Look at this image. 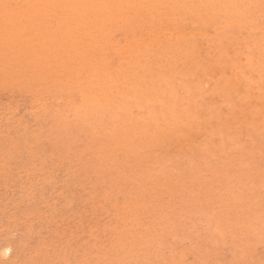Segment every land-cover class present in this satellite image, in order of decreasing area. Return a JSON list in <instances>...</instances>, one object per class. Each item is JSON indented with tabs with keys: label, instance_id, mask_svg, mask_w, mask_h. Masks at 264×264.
Instances as JSON below:
<instances>
[{
	"label": "rangeland",
	"instance_id": "rangeland-1",
	"mask_svg": "<svg viewBox=\"0 0 264 264\" xmlns=\"http://www.w3.org/2000/svg\"><path fill=\"white\" fill-rule=\"evenodd\" d=\"M7 1L8 0L0 1V12L2 13V10H3V12L9 11L10 16L13 18L12 19L10 16L8 17L7 15H9V14H7V12H6L7 15H5V12L2 13L3 16L0 13V16L2 18L4 16H5L4 18H6L5 20L4 19L1 20V17H0V26L3 25L0 28H1V30L2 29L4 30V31L0 30V32H2L0 35V45H3V46H0L1 47L0 48V58L4 54L2 59H0V62L3 63L0 65V77L2 78V79L0 78V117H1L0 118V133H1L0 134V145H1L0 146V152H1L0 153V156H1L0 157V171H1L0 172V183H1L0 192L2 193L4 191L3 192L4 194L2 193L3 196L0 193V199H1L0 200V210H1L0 211V217H1L0 218V223H1L0 230L2 229L0 231L1 232L0 237H2V238H0V249H1L0 252L2 250L4 251V252L0 253V264H22V263L23 264H68L69 262H70L69 264H77V263L81 264V262H82V264L83 263H85V264H96V263L97 264H115V263L116 264H138V263L139 264H175V263L176 264H236V263L237 264H264V0H257V2H256V0H250L251 2L249 0H246V1H244V0H239V1L230 0L232 2L231 3H230V1L227 2L228 5L225 2L226 0H222V4H218L221 2V0H214V1L210 0L209 3H208V0H201L200 1L201 3L197 0V3L199 2L200 5H202L203 3L205 4V5H202V7L200 5L198 6L197 3H195V0H191L192 2L191 1L187 2V0H185V1L178 0L179 2H177V4H176V2L175 3L173 2L174 0H171L170 3H168L167 0H163V1L160 0V2L162 1L163 4L159 3V0H152V1H155V3L152 1L150 2V0H149V2L152 4L147 3L148 0L147 1L139 0L138 3H136V0H128V5H131L130 8L136 6L139 8V10H141V11L138 10V12H139L138 14L140 16L138 14H136V12L134 11L133 8H132L133 10L129 11L130 9H129V6L127 5V3H125L126 4V6H125L124 4H122L124 1H121V0H119V1L108 0L109 3L107 2V0H106V2H104L105 0L104 1L102 0L103 2L102 1L101 2L105 6H106V4H108L106 6V8L104 5H101L100 0H98L100 3L99 2L95 3L96 2L95 0H93L92 2H91V0H88L89 2H91L90 6L88 5L89 2L87 0H86V2H84V0H81V1L78 0L81 2V4L79 3L80 5L77 3L78 2L77 0L76 1H74V0H48V1H50V2H48L49 4L47 3V0H46L47 5L44 4L45 0L44 1L41 0L42 3L40 0H38V1L35 0V3H36V1L38 2L36 4L34 3V0H32L34 4L32 3L31 0H22V2L24 4L20 0H18V2L16 0V3H13L14 0H12V2H11V0H9L10 1L9 4H7L9 2V1L8 2ZM51 1H53V2H51ZM67 1H69V2L72 1V4L76 5V6L73 7V5H69L70 3ZM115 1H117V3ZM132 1H134L136 4ZM164 1H166V2H164ZM211 1H213L212 3L213 4L215 3V4L214 5L211 4L210 3ZM247 1H249V2H247ZM252 1H253V4L251 6L247 5V3L248 4L252 3ZM19 2H20V4L18 5L17 3H19ZM111 2H115V4H113V7L115 6V8L112 7ZM125 2H127V0H125ZM131 2H132V4H131ZM140 2H141V4H140ZM185 2H186V4H185ZM30 3L32 5H30ZM84 3H85V5L83 6ZM93 3H95V4H93ZM171 3L173 5H171ZM223 3H224V5H223ZM239 3L240 4L242 3V4L240 5ZM1 4L6 5V6L8 5L9 7L8 6L4 7L3 5L1 6ZM21 4H23V5H21ZM50 4L52 6L51 7L52 10L49 7ZM133 4H135V5L133 6ZM139 4L140 5L148 4V5H143V7L144 6H145L144 8L147 7L146 9L151 8L150 10H148L150 12L147 13L145 11L147 13V14H145L144 10H146V9H143V7H139L138 6ZM182 4H183V7L181 6ZM189 4L197 5L198 7H201V10L198 9L197 6L195 7L194 5H191L192 8L197 9V10L193 9V11H192V8L190 6H187ZM237 4H239L238 7H237ZM29 5L32 6V8L34 6V9H35V10L32 9L33 11L30 10L31 11L30 13H29V11L26 12V10L31 9V7ZM36 5L39 6V7H37L38 9L36 8ZM40 5H41L42 9H40ZM81 5L83 8L78 7ZM98 5L103 6L104 10H102L103 8L101 6H100L101 11H100V8H96ZM110 5H111V7H110ZM118 5H119V7H118ZM165 5H167V7ZM170 5L172 6L171 10H169ZM175 5L177 7L184 8L183 13L189 8H191V11L189 12L190 9L188 11H186L185 13H188V15L184 14V16L186 15L187 17L183 18L182 17L183 13L177 12V11L181 10L180 8H179V10H177L178 9L177 8L176 11H175V8H174V10H172L173 6L175 7ZM216 5H218V6H216ZM246 5L249 6L248 9L251 10L250 14H252V15H250L249 11L246 10L247 9ZM25 6L27 8H25ZM44 6H45V9H44ZM54 6H57V8L56 7L55 8L59 9V10L58 11L56 9L54 10V8H53ZM64 6H66V7H64ZM86 6H89V7H86ZM92 6L93 7L95 6L94 9H90V8H93ZM151 6L153 8L158 7L159 10L158 9L155 10V8L153 10V8ZM204 6L207 9L206 8L203 9ZM209 6H211V7L209 8ZM213 6H215V8ZM85 7H86L85 11H87L86 14L84 11ZM116 7L119 8V11H121V9H122V11L120 12L121 14H119V11H117L118 9ZM187 7H189V8H187ZM251 7H253L252 9H254L253 11H252ZM6 8H7V10H6ZM65 8H67V10H65ZM87 8H89V9L87 10ZM95 8H96V10H95ZM138 8H136L135 10H137ZM167 8H169V9H167ZM208 8H209V10H208ZM213 8H214V11L212 10ZM105 9L108 10V11H106V13L108 12L107 14L105 13ZM160 9H161V11H160ZM166 9H167V11H163ZM210 9H211L210 13H213V14H211V16L214 17L213 22H211L212 20L210 21V19H209V18H212L210 16V14H208ZM39 10H41L42 13ZM75 10L77 11V13ZM90 10H91V12L97 11L96 13H98V14L100 12H102V13L100 15H98L96 18L97 14L95 15V13L92 14L91 12H88ZM98 10H99V12H98ZM13 11L16 12L19 16H21V18L17 15L14 16V14H16V13H13ZM19 11L22 13H20ZM34 11H36V12L38 11V13H36ZM64 11H66L67 14ZM72 11L73 12L75 11L74 15L71 14ZM81 11H83V12H81ZM116 11H117V13H115ZM125 11H126V13H124ZM154 11L157 15L158 14L160 15V16H158L159 18L163 19L162 22L160 19L158 20V18L155 17L157 15H152L154 13ZM173 11H174V14L178 13L179 16H181L180 19H176L177 15H178L177 14L174 16L175 20H173V18H174L172 15L173 13L170 14ZM200 11L203 12V14ZM43 12H44V15H43ZM57 12H59V13H57ZM113 12H114V15H113ZM129 12H130V14H129ZM167 12L171 15V16L166 15V16H169V18L171 17L170 19L169 18L165 19L166 17L164 16L165 17L164 18L162 15L164 13L168 14ZM181 12H182V10H181ZM197 12L200 14V16L196 15ZM257 12H258V16H257ZM103 13H105V14H103ZM122 13L124 15H122ZM142 13H143V15H145L144 17L142 15ZM149 13H150V16L148 15ZM189 13H191V14H189ZM31 14L32 15L34 14L35 16H37L36 17L37 19L36 18L31 19L32 18ZM39 14L43 15L42 18L39 16ZM62 14H64V15H62ZM84 14H85V17H84ZM135 14L141 18L136 17ZM29 15H30V17H29ZM34 15H33V17H35ZM60 15H61V17H60ZM68 15H70V17ZM105 15L106 16L108 15L106 17V19L103 18V17H105ZM127 15L128 16L131 15L130 17H127L129 19H127L125 17ZM146 15H147V18H146ZM201 15L202 16L204 15V17H202ZM16 16L18 19L16 18ZM45 16H46V18H44ZM56 16L57 17L59 16V17L57 18ZM88 16L91 17V20H89V21L92 24H90V25L91 26L93 25L92 27L93 28L95 27L96 29L99 27V29H97V30L94 28L96 30L97 34L94 33L95 31L90 25L89 26L87 25V26L91 27L92 29L84 26V24L86 25L85 20H88V18H90ZM93 16H95V17L93 18ZM99 16H101L102 19H105V20L110 21V22H107V21L101 22L102 20L100 19ZM113 16H115L116 18L114 17L115 18L114 19ZM193 16H195V17H193ZM25 17H26V20H25L26 23L25 22L23 23L22 21H24L23 19ZM63 17H65V18H63ZM77 17H78V20H77ZM134 17H136V18H134ZM206 17L208 20L206 19ZM247 17H250V18L247 19ZM14 18H16V19L14 20ZM62 18H63V20H62ZM111 18H113V19H111ZM149 18H153V19H149ZM28 19H29V22L31 20L35 21L34 23H33V21H31L30 23H32V24L29 23L30 25H33V27H31L30 25L29 26L27 25ZM67 19H68V21H67ZM70 19L72 20V22L70 21ZM92 19H94L95 21H97V19H98V21H100V24L98 21L95 22ZM117 19H118V21H116ZM156 19H157V21H156ZM183 19L188 20V21L186 23L184 21V23H183ZM200 19H205V20H204V22H202L203 20L201 21ZM52 20H54V21H52ZM124 20H126V21H124ZM136 20H137V22H136ZM6 21L7 22L9 21V23H10L9 25L13 24L16 21L15 23H17L19 26L16 24L15 27H17V29L21 30V32H19L20 30H18V32L21 35H19V34H18L19 36L16 35L17 30L15 31V27H13V25L15 23L13 25H11V27H10ZM39 21L43 22L42 23L43 28L40 27L41 23ZM57 21L58 22L60 21L58 23V25L61 23L60 25L62 26V28H60V25L58 27V25L56 24ZM66 21H67V23H63ZM79 21H81V23L85 22L82 24L83 26H81V23ZM89 21H87V23H89ZM93 21L95 22V24L97 26H98V24L101 26H98V27L94 26ZM113 21H116L118 23V25H116V22L114 23ZM120 21H122V22H120ZM128 21H131V22H128ZM149 21L151 22V24H149L150 23ZM154 21L156 23H160V22L163 23L160 25L161 28H159L158 27L159 24H156ZM174 21L177 23V24H174L175 26H173V23H175ZM191 21H193V22H191ZM4 22L7 24L5 25ZM20 22H21V25L19 24ZM49 22H50V24H49ZM52 22H54L55 24H53ZM70 22H71V24H70ZM104 22H105V24L107 23V25L105 27V28H107L106 31H104L105 28L103 27V26H105V24H102ZM168 22H169V24H168ZM170 22H173V23L171 24ZM219 22L222 23V25ZM2 23H4V24H2ZM35 23H37V25ZM46 23L49 26L48 25L45 26L44 24H46ZM74 23H76V24H74ZM154 23L156 25H154ZM212 23H214V24H212ZM215 23H217V24H215ZM64 24H65V27H64ZM218 24H219V26H218ZM66 25L69 28H67ZM77 25L78 26L80 25V26L77 27ZM146 25H149V26H146ZM213 25H216V26L213 27ZM20 26H22V28H18ZM72 26H73L74 30H73V28L71 29ZM118 26H120L122 29L121 28L116 29V28H118ZM150 26H151V28H150ZM2 27H5V28H2ZM23 27H24V29H23ZM25 27H27V28H25ZM39 27L41 28L40 30H39ZM50 27H51V31L54 34L49 30ZM54 27L57 30L60 28V31H62V29H63V31H65V32L63 33V31H62V33H63L62 34L60 31H56L55 29L53 31ZM108 27L111 29L109 30ZM6 28H8L9 30L13 29V31L10 32V34H9V30H7L8 31V34H7L6 33L7 31L5 30ZM75 28H77V29H75ZM80 28H82V29H80ZM86 28L88 30H86ZM162 28L165 30H163ZM217 28H219V29H217ZM34 29H35V31H33ZM36 29L41 33V35L43 33L45 34V35L43 34V37L47 41L52 40L56 43V44L53 43L54 47H55V49L54 48L53 49L56 52L49 48V47H51V48L53 47V45L51 44L52 42H46V40L44 41V38L41 35H39L40 33L39 34L37 33L38 31ZM45 29H48V30L45 31ZM89 29L92 31H89ZM144 29H146V30H144ZM148 29H149V31L153 29V32L152 31H150L149 33L146 32V31H148ZM25 30H26V33H25L26 36L28 33L27 31H30L31 35L28 33L29 37L28 36L26 37L23 34L25 32ZM41 30H43V32H41ZM99 30L100 31L103 30V31L100 32ZM116 30H117V32H116ZM120 30H122L123 32ZM156 30L157 31L163 30L164 32H162L160 34L161 31L156 32ZM166 30L169 33L165 32ZM55 31H56V33H55ZM68 31H70L69 32L70 36L74 31H77L74 34H76V33L78 34V32L80 31L79 33L81 35L78 34L79 36H82L83 32H84L83 33L84 36L88 35L87 34V32H88L90 34V36L88 35V38H93V39H91L90 42L89 41L86 42L88 38L85 37L86 38L85 39L82 36L79 39V36L73 35V34L71 36L72 37V39H71V38H69L70 36L68 34ZM119 31L122 33H120ZM154 31L156 34L154 33ZM217 31H219L220 33ZM4 32L6 34V35L4 34L5 37L10 40L9 43H8L9 40L5 39V37L3 35ZM49 32H51L52 34ZM58 32L61 33V35L65 36V37L60 36V34ZM90 32L92 33V35L94 33L98 38L95 35H93L91 37ZM144 32H146L147 34H145ZM175 32H177V33H175ZM188 32H190V33H188ZM11 33H13L14 35ZM99 33H101V34L103 33L102 34V35H104L103 38H102V35ZM139 33L142 35H140ZM150 33H154L155 35L154 34L151 35ZM157 33H159L160 35ZM49 34L51 35V37L56 39V41L53 38L48 40V38H50ZM55 34H56V36H54ZM115 34H117V35H115ZM148 34L150 36H148ZM15 35H16V37H15L16 39L13 38ZM23 35H24V37H23ZM57 35L59 36L58 39H57ZM99 35H101V36H99ZM125 35L128 36L129 38L125 37ZM137 35H138V37H137ZM156 35L159 37L158 40H157ZM167 35H168V37H166ZM169 35H171V36H169ZM179 35H181V36H179ZM252 35H253V37H252ZM1 36L3 37V39L1 38ZM10 36H12L13 40ZM30 36H32V37H30ZM67 36H69V37H67ZM76 36L78 37L77 39H79V40L74 39V37H76ZM144 36H147V37H144ZM151 36H155V41H154L153 37L151 38ZM161 36H162V38H161ZM19 37H20V39H19ZM35 37H36V43L37 44H34L33 42H35V41H32V39L35 40ZM37 37H39L38 38L39 40L43 39L42 41H44V42L39 43L38 42L39 40L37 39ZM133 37L136 40L133 39ZM169 37H170L171 41L165 42L164 38H169ZM221 37L223 39H221ZM59 38H60V40H59ZM65 38H68V39H66L64 41ZM145 38H147L148 42L146 41ZM149 38H150V40L152 39L153 43L150 40H148ZM236 38H237V40H236ZM61 39L63 40V45H59V47L61 48L60 49V48H58L57 45L61 41ZM84 39H85V41H84ZM115 39H117V40L114 41ZM123 39H125V40L123 41ZM6 40H8V41H6ZM22 40H24V41H22ZM67 40H70L71 42H69ZM80 40H82L83 42L81 41V43H80L79 42ZM92 40H94V41H92ZM105 40H106V42H105ZM126 40L130 44L127 43ZM134 40H135V42H134ZM144 40L146 41L145 43H144ZM219 40H222V41H219ZM1 41H3V43ZM13 42H15L17 45L19 44V46L22 45V47L15 46L16 44L14 43L13 45L15 47L13 46L14 48L12 50L11 49L12 46H10V45H12ZM45 42L47 44V47H46ZM72 42H74V43H72ZM76 42H78V43H76ZM95 42H97V43H95ZM110 42H111V44H108ZM48 43H50V45ZM83 43H86V44H84V47L88 43H91V45L88 44L85 47L86 49L83 47L85 49V51H83V50L80 51V48H82L81 46H83ZM125 43L127 45L128 44L129 45L127 46V45H125ZM142 43H143V45H142ZM147 43L148 44L152 43L153 45L155 43L156 46L154 45L155 48L152 47V50H150L151 49L150 46L152 44L149 46ZM8 44H10V45H8ZM60 44H62V43L60 42ZM6 45L8 47H6ZM29 45L30 46L32 45V46L30 47ZM35 45H36V47H35ZM55 45L57 46V50H56ZM72 45H74V46H72ZM92 45H94V46H92ZM118 45H119V48H117ZM141 45H142V47H141ZM62 46L65 47L64 50L62 49L63 48ZM66 46H67V48H66ZM77 46L80 48L78 49ZM97 46H98V48H97ZM218 46H220V48ZM34 47H35L36 52L34 50H32V49H34ZM69 47H74V49L69 48ZM92 47H95V48H92ZM122 47H123L122 51L125 53H123V52L121 53L120 48H122ZM8 48H10V49H8ZM44 48H47V49H44ZM68 48H69V50H67V52H65L66 49H68ZM76 48H77V50H76ZM96 48H97V50H95ZM144 48H145V50H143ZM191 48H193V49H191ZM218 48H219V50H217ZM241 48H243V49H241ZM3 49H5V50L3 51ZM14 49H16V50L14 51ZM17 49H19V50L17 51ZM24 49L27 51L30 50L28 52L30 54H33V55L30 56V54H29L27 56V52H26V54H24V52H25ZM43 49L49 51V53H48V51H45L48 55L50 54L49 56H51L54 52L57 54L59 53L57 55L59 57V59H57L58 57L56 55L53 56L55 58H53L52 56L47 58L48 56L46 53H44ZM130 49H132V50H130ZM146 49L148 52L146 51ZM155 49L158 51L159 54L156 52ZM190 49L192 52L190 51ZM214 49H216V51H214ZM10 50H12L14 52V54H17V55H14ZM38 50L39 51L41 50L42 52L41 51L39 52ZM50 50H52V52H50ZM102 50H103V52H102ZM139 50H140V52H142L141 54H140ZM244 50H245V52H244ZM19 51H20V53H19ZM37 51H38V53H37ZM73 51H75V53ZM87 51L89 52L88 54H90L88 56L86 55ZM91 51L93 53L94 52L95 53L98 52V53H96V54L94 53L95 54V56H94L93 53H90ZM104 51L107 53H105ZM163 51L166 54V56H164ZM197 51H198V53H197ZM4 52H8V53L5 54ZM68 52H70V53H68ZM100 52L103 54L99 55ZM126 52H127V54H126ZM146 52L150 53V54H148L146 56ZM154 52H155V54H154ZM1 53H3V54H1ZM21 53L23 55H25V57H23V55ZM66 53L68 55L70 54L69 55L70 58L73 57L74 54H76L77 57H79V58L74 56L77 59L76 61H75L74 57H73L74 59L73 58L70 59L68 56L60 58L63 55H67ZM104 53H105V56H101V55H104ZM137 53L142 55V57L139 56V54H137ZM151 53L153 55H151ZM19 54L21 56H18ZM60 54H62V55H60ZM97 54H98V56H96ZM125 54L131 55L133 60L131 59V57L129 55H128L129 59L126 58ZM184 54H186V55H184ZM42 55H43V57H41ZM78 55H80V56H78ZM84 55H86L85 59H84V57H85ZM114 55H119V58H118V56H114ZM9 56L12 58L14 57L13 58L14 60L12 58H10ZM15 56H16V58H15ZM26 56H27V59H25ZM33 56H34V58H32ZM122 56H123V58H121ZM138 56L141 58L140 60H138L139 59ZM158 56H160L161 58H158ZM162 56H164V57H162ZM37 57H38V60H37ZM67 57L69 58V60ZM100 57L101 58L103 57V58L101 59ZM124 57L127 60L124 59ZM133 57L134 58L138 57V59H134ZM145 57H147L145 60L146 62L148 61L147 64L144 61ZM150 57L152 58V60ZM168 57H169V59H168ZM4 58H5V60H4ZM30 58L34 59V62L32 61V59L29 60ZM42 58L44 60H49V61L45 62L44 60H42ZM64 58H65V60H64ZM81 58H83V59H81ZM92 58L94 59L93 61L90 60ZM18 59H21V60L18 62ZM39 59L41 61L42 66L40 65V63H36L39 61ZM52 59H54L53 61H56V63L57 62L60 63V59H63V61L61 63L62 67L64 66L62 72L58 71V70L62 69V67L60 66L61 64L58 66V64L55 63V65H57V67L55 66V69H52V68H54L53 67L54 62H52ZM79 59L81 61H79ZM98 59H99V61H98ZM130 59L133 61V63H131L132 61H130ZM10 60H12L13 62ZM27 60H28V62H27ZM35 60H37V61H35ZM67 60H68V62H67ZM82 60H84V61H82ZM119 60H120V62L122 61L121 64L117 63V62H119ZM141 60H143V61H141ZM69 61L71 62V64L73 63V66H75L76 63H78L75 66L76 68L73 67ZM96 61L98 62V64ZM102 61L105 63H102ZM128 61H129V64L127 63ZM136 61H137V64L135 63ZM139 61H141L142 63ZM149 61H150V64H149ZM206 61H208V62H206ZM14 62L15 63L18 62L19 65H18V63L14 64ZM26 62L30 65L33 64L32 66H35L34 63H36V65L39 64V67L38 66L31 67ZM48 62L52 63L53 65L52 66H51V64L47 65L46 63H48ZM65 62L67 64H65ZM81 62L82 63L86 62L85 63L86 67H85V64H82ZM241 62H243V63H241ZM254 62H256L257 64ZM8 63L10 64V66ZM22 63H24V64L22 65ZM42 63H44V64H42ZM92 63L94 64V67L92 65H90L92 67L91 68L88 65L92 64ZM99 63H101V64L99 65ZM140 63L142 64L141 65L142 68L140 67ZM143 63H145V64H143ZM7 64H8V67H7ZM63 64H65V65H63ZM103 64H105L107 66V69H106L105 65L103 67H101ZM107 64H109V65H107ZM133 64H135V65H133ZM3 65H4V68H3ZM5 65H6V67H5ZM12 65H13V67L11 68ZM67 65L69 67H67ZM95 65H97V66H95ZM143 65H145V66H143ZM18 66H21V67L23 66V68H21V67L18 68ZM70 66L73 67L74 69L70 68ZM77 66L81 67V69L83 68V70L79 69V71L76 72ZM122 66L125 67L124 70L122 69L123 68ZM129 66L130 67L132 66L131 69H134V70L137 69V66H138V68L139 67L140 68L137 69L138 71L137 70L134 71L131 69L130 70L127 69V68H129ZM149 66H150V68L152 66L153 67L150 69ZM26 67H29V69L28 68L26 69ZM44 67H46L47 71L45 70ZM66 67L69 68V70L71 69V71H70L71 73L72 72L74 73V70H75V73L74 74L69 73V70H67ZM96 67L97 68L99 67L100 69L99 68L97 69ZM116 67H118L117 69H119V68L122 69L125 72L126 76L130 73V75H128V77L130 79L133 77L135 80L132 79L130 81V84H129V81H125V80H129V78L124 77L125 74L123 73L122 70H120V72L122 71V73L124 75L122 73L118 72L119 70H116ZM1 68H3V69L1 70ZM20 68H21V72H19ZM30 68H31V70H30ZM32 68H35L36 71ZM56 68H58V70H56ZM102 68H103V70L105 69V71H103ZM9 69L12 72V74L10 71L5 74L4 71H8ZM23 69H24V71H22ZM38 69H39V71H37ZM42 69H44V72H41ZM49 69L52 72H50ZM65 69L67 70L66 72H68L69 76L66 75V72H63V71H65ZM112 69H114L113 72H112ZM100 70L102 72H99ZM34 71L39 72V73H35ZM54 71H55V73H54ZM132 71L137 73V74L134 73L135 77H134V74H132ZM3 72H4V75H2ZM49 72H50V74L53 73V76L50 75ZM105 72H107V73H105ZM151 72H153V73H151ZM219 72H220V74H219ZM19 73H20V76H19ZM22 73L23 74L27 73V74L23 75ZM29 73H30V75H29ZM56 73L60 74V75L62 73H64V74H62L63 76L62 75L61 76L62 77H64V75L67 76L64 78V79H66V80H64L65 82L63 81L61 76L60 75L58 76ZM87 73H89V74H87ZM93 73H94V75H93ZM116 73H118V74H116ZM34 74L35 75L38 74V75H36L37 78L40 76L38 79V82H40L39 84L37 82V79H35L33 77V76H35ZM54 74H56V75H54ZM96 74H97V76H96ZM138 74H139V76H138ZM150 74H152V75H150ZM88 75L90 77H88ZM246 75H247V77H246ZM9 76H10V79H9ZM18 76L19 77L22 76V78H19ZM26 76H27V78H28V76H30L31 78L29 77L30 79L28 78L29 80H27ZM43 76H45V79H48V78L49 79L48 80H45L44 78L42 79ZM50 76H52V78ZM94 76L99 77L100 81L98 80V78H95ZM103 76L106 77V79L108 80L107 81L104 78V80H105V83L103 84L105 86V87H103L104 89H102L103 85L100 84L101 82L103 83V81H104V80L102 81ZM249 76H250V78H249ZM115 77H116V79H115L116 81L114 80ZM55 78H56V80L58 78L57 81H59L60 83L57 82L55 80ZM85 78H87L85 81L86 84L83 81V80H85ZM91 78H93L92 79L93 81L91 80ZM241 78H243V79L241 80ZM252 78L254 79V81L253 80L251 81ZM32 80H35L36 82L34 83V81H32ZM67 80H68V82H66ZM69 80H71V81H69ZM110 80L112 82L109 83ZM5 81H6V83H5ZM61 81L63 82L62 84H61ZM74 81H75L74 84L79 83V84H77V87H76V85H74L72 83ZM133 81H135L136 83H134ZM55 82H57V83H55ZM91 82H93V83H91ZM126 82H128L127 84H129V85H126ZM260 82H261V84H259ZM54 83L57 85H55ZM94 83H96V84H94ZM106 83L109 84V86H107ZM11 84H12V86H11ZM19 84L21 87L19 86ZM31 84H32V86H31ZM48 84L52 85V86L49 87ZM65 84L66 85L73 84V85H70L72 87V89L70 86H68L70 88L66 87ZM135 84H137V86H135ZM35 85H38V86L35 87ZM78 85H79V88H78ZM83 85H85V87L87 85V87L84 88ZM100 85H102V86H100ZM33 86H34V88H33ZM40 86H42V87H40ZM53 86H55V89H53L54 88ZM61 86H62V88H61ZM28 87H31V88H28ZM64 87L66 89L68 88L67 89L68 91L65 90ZM73 87H75V88L73 89ZM121 87H122V89H121ZM40 88H42V90ZM45 88H47V91ZM76 88H78V89H76ZM91 88H92V90H91ZM107 88H109V89H107ZM117 88H118V90H117ZM1 89H3V90H1ZM30 89L36 90V91H34L35 93H33V90H30ZM62 89L66 93L62 92ZM80 89H81V91L78 92V90H80ZM86 89H87V91H86ZM99 89H101V90H99ZM17 90H19V91H17ZM56 90H58V91L56 92ZM75 90H76V92H78V94L80 92L81 93L78 95L75 92ZM109 90L111 92H109ZM71 91L74 93H72ZM19 92H20V94H19ZM37 92H39V93H37ZM54 92H56V93L54 94ZM67 92H68V94L69 93L70 94L66 95ZM82 92H83V94H82ZM28 93L29 94L32 93V95H34V96L37 93L36 95L38 97L35 96V97H37V99H34L35 97H33L32 95H31L32 96L31 97ZM71 93H72V95H71ZM94 93H95V95H96V93H98L99 95L95 96V95H93ZM91 95L93 96V98L95 100L90 97ZM183 95H185V96H183ZM44 96H46V98L47 97L48 98L45 99ZM60 96H63V97H60ZM79 96H81V97L83 96L84 99H82L81 97L79 98ZM147 96H149V97H147ZM88 97H90V98H88ZM72 98H74L75 100H73ZM148 98H150V99H148ZM51 99H52V101H51ZM87 99L90 102H88ZM151 99H154V102H155L154 104L152 103L153 101ZM190 99H191V101H190ZM205 100H207L206 104H205V102H206ZM75 101H77V102H75ZM32 102H34V103H32ZM189 102H191V103H189ZM80 103H81V105L83 103L84 107L86 105L87 111L83 106L80 105ZM168 103H170V105ZM88 104H90L91 107L93 106L94 108L95 107H100V108L98 110H96L97 109L96 108L95 109L96 111H95L94 109H91V107H88V106H90ZM63 106L65 109L63 108ZM80 106L83 107L84 110ZM161 106H163L164 108L161 109L162 108ZM5 107L7 110L5 109ZM146 107H147V109H145ZM152 107H153V109H152ZM61 108H63L64 111L63 110L61 111ZM174 108L176 111L174 110ZM58 110L60 111V113ZM151 110L154 113L150 112ZM42 111L46 112V115ZM65 111H67V113ZM79 111L81 114H83L82 115L83 119L80 116L81 114H79ZM82 111L83 112L86 111V112L82 113ZM89 111H90V113H87ZM108 111L111 112V114ZM119 111H121L120 112L121 116L119 114H117V112L119 113ZM148 111L150 112V114L148 113ZM95 112H99V113L97 114ZM114 112H116V113H114ZM122 112H123V115H122ZM140 112L142 114H140ZM144 112H147L148 115ZM54 113H56L55 114L56 116L54 115ZM92 113H94V114H92ZM100 113H101V115H99ZM104 113H105L107 118L105 117ZM112 113H114L116 116L114 117V114L112 115ZM143 113H144L145 118L143 116ZM96 114L98 115V117ZM156 114H158V115H156ZM109 115H111V116L109 117ZM62 116L63 117L65 116V117L63 118ZM34 117H36L35 120H34ZM84 117L86 120L84 119ZM101 117L105 120H103V119L101 120ZM12 118H14V119H12ZM96 118H97L98 122L96 121ZM109 118L112 122L109 120ZM87 119L88 120L90 119V120L88 121ZM115 119L117 120V122L114 121ZM118 119H119V121H118ZM258 119L260 120L259 123L257 121ZM51 120H53V121H51ZM56 120L58 122H56ZM171 120H173V121H171ZM91 121H93L92 122L93 125H92ZM122 121H123V123H122ZM86 123L87 124L89 123L88 126ZM126 123L127 124L131 123L130 126H132V127L130 128V126L128 127L127 125H126L127 126L126 127L124 125ZM84 124H86V125H84ZM117 124L118 125L122 124L121 126H123V127H121V129L123 128L122 131H124V132L119 130L120 128H118V127H120V125L118 126ZM221 124H222V126H221ZM115 125H117V127ZM260 125H262V126H260ZM73 126H74V128H73ZM53 127H55V128H53ZM58 127H60V128H58ZM5 128H7V129H5ZM115 128H116V130H115ZM125 128L126 129L128 128V131L130 130V132H128ZM14 129H15V131H14ZM24 129H26V130L23 132ZM84 129L85 130L87 129V130L85 131ZM111 129H113L116 132H113V130L111 131ZM188 129H189V131H188ZM204 129H206L205 132H203ZM88 131L92 132V133H89ZM102 132H103V134H102ZM126 132L128 133V135ZM20 133H22V134H20ZM87 133H89V134H87ZM105 133H107V134H105ZM114 133H116V134H114ZM30 134L36 135V136L31 137ZM85 134H87V135L85 136ZM8 135H9V137H8ZM90 135H92V136H90ZM110 135H112V137ZM124 135H127V136H124ZM146 135H147V137H146ZM87 136H90V137L87 138ZM101 136L102 137L104 136V137L101 138ZM122 136H124V138H122ZM118 137L122 138V139L118 141ZM126 137H129L130 139L129 138L127 139ZM73 138L75 140H73ZM90 138H92V139H90ZM93 138H96V140H94L95 142L93 141L91 144L90 142L93 140ZM109 138H111V140ZM116 138H117V141H116V143H114ZM137 138H138V140H137ZM179 138H181V139H179ZM82 139H83V141H80ZM123 139L126 141V143H124L125 141ZM49 140H51V143ZM69 140L71 142L70 144H69ZM127 140H128V142H127ZM66 141H67V143L64 144ZM73 141H75L73 144L74 146L72 145ZM76 141L77 142L80 141V143L78 142V144H77ZM99 142L102 144H100ZM103 142L104 143L106 142L107 145H105ZM24 143H26V144H24ZM75 143L78 146H76ZM184 143H186V144H184ZM115 144H121L123 147H120V149H119V146H121V145H118L117 146L118 148H117ZM126 144H127V146H126ZM12 145H13V148H11ZM69 145H71V146L68 147ZM92 145H93V147H92ZM101 145H102V148H101ZM108 145H109V149H108ZM114 146H115V150H112V149H114ZM124 146H126V147L124 148ZM74 147H78V148L76 149ZM79 147L80 148L83 147V148H81L83 151ZM103 147H104V149H103ZM139 147H141V148H139ZM68 148H69V150H68ZM99 148H101V149H99ZM121 148H122V150H121ZM1 149L3 151L4 150H6V151L3 152V151H1ZM118 149L121 151H119ZM84 150H85V152H84ZM159 150H160V152H159ZM16 151H18V152H16ZM41 151H42V153H41ZM111 151H114V152H111ZM117 151H118V153H117ZM33 152H35L34 155L32 154ZM119 152H121V153H119ZM78 153H79V155H78ZM103 153H107V154H103ZM122 153H124V154H122ZM101 154H103V156ZM31 155L33 158H30ZM35 155H37V156L35 157ZM46 155L47 156L49 155V157H47ZM50 155H51V157H50ZM54 155H55V157H54ZM90 155H93V156H90ZM112 155H114V156H112ZM77 156H79V158ZM87 156H89V157H87ZM95 156H99V157H95ZM101 156L104 159L102 161L100 159ZM45 157H46V159H45ZM83 157H84V159H83ZM121 157H124V158H121ZM2 158L7 160V161L3 160ZM48 158L49 159L51 158V159L48 160ZM81 158H82V160H81ZM31 160H33V161H31ZM41 160L43 162H41ZM86 160H89V162ZM74 161H76V162H74ZM98 161L99 162L101 161V162L99 163ZM117 162H119V163H117ZM93 163H94V165H93ZM98 163L100 164V167L103 166V167H101L102 169L98 168L99 167ZM16 164H17V166H15ZM87 165H88V167H87ZM136 165H137V167H136ZM3 166H4V168H3ZM108 166L110 168H107ZM67 169H69V171ZM163 169H165V170H163ZM16 170L18 172H16ZM27 171H29L30 173L28 174ZM94 171H95V173H94ZM38 173H40V174H38ZM144 173H146L147 175ZM193 173H195V174H193ZM51 174H52V176H51ZM101 175L102 176L104 175V176L102 177ZM147 176H151V177H147ZM13 178H15V179L13 180ZM139 178H140V180H139ZM24 179H26V181H24ZM141 179H142V181H141ZM125 181L127 182V184L125 183ZM133 181H134V183H133ZM4 182H5V184H4ZM8 182H10V183H8ZM11 183H12V185H11ZM2 185H3V187H2ZM240 185H241V187H240ZM106 186L107 187L109 186V187L107 188ZM4 187H5V190H3ZM15 188H17V189H15ZM110 189H112V190H110ZM149 189H150V191L152 190L151 191L152 194L149 191ZM155 189L156 190L158 189L157 192ZM27 190L28 191L30 190V191L28 192ZM11 192H14V193H11ZM17 193H18V195H17ZM54 193H56V194H54ZM119 193H121V194H119ZM11 194H12L13 198L9 197V196H11ZM144 195H146L145 198L143 197ZM14 196H16V197H14ZM222 196H223V198H222ZM2 197H4V198H2ZM152 197H154L155 199H153ZM133 200H135V201H133ZM259 200H261V201H259ZM6 201H7V203H6ZM65 203H66V205H65ZM13 204L15 206H13ZM2 205H3V207H2ZM10 206L12 208H14V210ZM190 206H192V207L190 208ZM258 206L261 208H259ZM125 207H126V209H125ZM5 209H8V210H5ZM253 209H254V211H253ZM21 210H24V211H22V213H20ZM119 210H121V212ZM259 211H260V213H259ZM1 212H2V215H1ZM9 212H11V214ZM134 215L136 218L134 217ZM51 216L53 217L52 219H51ZM72 217H73V219H72ZM9 218H12V220L14 219L13 222L15 221L16 223L15 222L12 223L11 219L9 220ZM197 218L200 220H198ZM203 218H205V219H203ZM7 219H8V221H6ZM48 219H49V221H48ZM51 220H52V222H51ZM30 222H32L33 224ZM96 222H97V224H95ZM201 222H203V223H201ZM19 223H20V225L21 224H23V225H21V227H19L18 229H17V227L14 228L15 226H20V225H18ZM29 223H30V225H29ZM53 223H54V226L56 225L55 227L53 226ZM134 223H136V224H134ZM167 223H168V225H167ZM12 224H14L15 226L12 227ZM95 225H96L97 229L95 228ZM166 225H167V227H166ZM237 225H239V226H237ZM1 226H3V227H1ZM23 226H24V228H23ZM154 227L157 229H155ZM4 228H6V229H4ZM38 228H39V230H37ZM27 229H28V231H25ZM35 229H36V231H35ZM114 229H116V230L114 231ZM19 230H20V232H19ZM232 230H233V232H232ZM69 231H70V233H69ZM35 232H36V234H35ZM46 233H48V235ZM158 233H159V235H158ZM206 233H207V235H206ZM23 234H24V236H22ZM112 234H113V236H112ZM138 234H141V235H138ZM26 235H28L29 237ZM167 235H168V237H167ZM43 236H45V237H43ZM110 236H112L113 238ZM26 237H27V239H26ZM42 237L45 239L44 240L45 245H44V241H43ZM141 237L143 239H146V240L148 239V240L147 241L143 240ZM190 237H191V239H190ZM75 238H77V239H75ZM94 238L95 239L97 238V241H94ZM152 238H154V239H152ZM216 238L218 239V241ZM108 239H109V241H108ZM5 240H7L8 242ZM117 240L119 241L120 244L118 243ZM208 240H210V241H208ZM234 240H236V241H234ZM40 241H42V242H40ZM40 243H42V244H40ZM5 244L7 247L5 246ZM124 244H126V245H124ZM217 246H218V249H216ZM241 246H244L246 248L241 247ZM110 248H111V250H110ZM212 248H213V250H212ZM97 251H99V252H97ZM104 251H105V253H104ZM94 252H96V253H94ZM114 253L117 254V256ZM96 254H99V255H96ZM217 254H219V255H217ZM101 255H102V257H101ZM14 257H16V258H14ZM114 257H115V259H114ZM129 257H131L132 259ZM128 258H129V260H127ZM194 258H196V259H194ZM230 259H232V260H230ZM208 260H210V261H208ZM76 261H77V263H75ZM63 262H65V263H63ZM126 262H128V263H126Z\"/></svg>",
	"mask_w": 264,
	"mask_h": 264
},
{
	"label": "bare ground",
	"instance_id": "bare-ground-1",
	"mask_svg": "<svg viewBox=\"0 0 264 264\" xmlns=\"http://www.w3.org/2000/svg\"><path fill=\"white\" fill-rule=\"evenodd\" d=\"M0 1H3V0H0ZM8 1H9V0H8ZM8 1H7V2H8ZM20 1L22 2V0H20ZM31 1H32V0H31ZM37 1H38V0H37ZM37 1H36V3H38ZM40 1H41V0H40ZM43 1H44V0H43ZM74 1H76V0H74ZM77 1H78V0H77ZM80 1H81V0H80ZM80 1H78L77 3H78V4H79V3L81 4ZM87 1H88V0H87ZM92 1H93V0H91V2H92ZM95 1H96L95 3L99 2L98 0H95ZM101 1H102V0H100V2H101ZM103 1H104V0H103ZM103 1H102V2H103ZM111 1H112V0H111ZM117 1H119V0H117ZM117 1H115V2L117 3ZM121 1H124L122 4H124L125 6H126L125 3H127V5H128V0H127V2H125V0H121ZM138 1H139V0H136V3H138ZM142 1H143V0H142ZM142 1H141V2H142ZM145 1H147V0H145ZM151 1H152V0H150V2H151ZM162 1H163V0H162ZM162 1L160 2V0H159V3L163 4ZM170 1H171V0H167L168 3H170ZM181 1H182V0H181ZM183 1H185V0H183ZM188 1H191V0H187V2H188ZM198 1L200 2L201 0H198ZM209 1H210V0H208V3H209ZM213 1H214V0H213ZM213 1H211L210 3L213 4V3H212ZM229 1H230V0H228V1L226 0L225 2L227 3V2H229ZM235 1H236V0H235ZM237 1H239V0H237ZM244 1H246V0H244ZM249 1H250V0H249ZM249 1H247V2H249ZM7 2H6V3H7ZM11 2H12V0H11ZM17 2H18V0H17ZM27 2H28V1H27ZM44 2H45L44 4L47 5V3L50 2V1L47 0V3H46V0H45ZM51 2H53V1H51ZM60 2H61V1H60ZM65 2H66V1H65ZM67 2H69V1H67ZM84 2H86V0H84ZM88 2H89V1H88ZM88 2H87V3H88ZM91 2H89V4H88L89 6L91 5ZM100 2H99V3H100ZM102 2H101V5H104ZM104 2H106V0H105ZM107 2L109 3L108 0H107ZM115 2H111L112 7H113V4H115ZM132 2H134V1H132ZM132 2H131V4H132ZM141 2H140V4H141ZM150 2H149V0L147 1V3H150ZM152 2L155 3V1H152ZM164 2H166V1H164ZM173 2H174V3L176 2V4H177V2H179V1H178V0H174ZM173 2H172V3H173ZM191 2H192V1H191ZM191 2H190V3H191ZM199 2L197 3V0H195V3H197L198 6L200 5ZM205 2H206V1H205ZM218 2H219V1H218ZM223 2H224V1H223ZM231 2H232V1H230V3H231ZM250 2H251V1H250ZM254 2H255V1H254ZM256 2H257V0H256ZM256 2H255V3H256ZM259 2H260V1H259ZM1 3H2V2H1ZM6 3H5V4H6ZM9 3H10V1H9L7 4H9ZM13 3H16V0H14ZM22 3H23V2H22ZM28 3H29V2H28ZM32 3H33V1H32ZM34 3H35V0H34ZM34 3H33V4H34ZM36 3H35V4H36ZM41 3H42V1H41ZM69 3H70L69 5H73V4H72V1H70ZM73 3H74V2H73ZM95 3H93V4H95ZM134 3H135V2H134ZM136 3H135V4H136ZM143 3H144V2H143ZM172 3H171V5H173ZM180 3H181V2H180ZM182 3H183V2H182ZM193 3H194V2H193ZM195 3H194V4H195ZM200 3H201V2H200ZM230 3H229V4H230ZM242 3H243V2H242ZM242 3H241V4H242ZM3 4H4V3H3ZM3 4H1V6H2ZM11 4H12V3H11ZM17 4L19 5L20 2L17 3ZM23 4H24V3H23ZM23 4H21V5H23ZM26 4H27V3H26ZM39 4H40V3H39ZM48 4H49V3H48ZM65 4H66V3H65ZM80 4H79V5H80ZM105 4H106V3H105ZM118 4H119V3H118ZM135 4H133V6H134ZM140 4L138 5L139 7H143V5H148V4H142V5H140ZM150 4H152V3H150ZM150 4H149V5H150ZM165 4H166V3H165ZM178 4H179V3H178ZM183 4H184V3H183ZM183 4L181 5L182 7H183ZM185 4H186V2H185ZM194 4H189V5H187V6H190V7H191V5H194ZM214 4H215V3H214ZM214 4H213V5H214ZM216 4H217V3H216ZM218 4H222V0H221V2L218 3ZM239 4H240V3H239ZM239 4H237V7H238ZM241 4H240V5H241ZM252 4H253V1H252V3H249V4L247 3V5H249V6H251ZM21 5H20V6H21ZM30 5H32V4L30 3ZM30 5H29V6H30ZM37 5H38V4H37ZM37 5H36V8L39 7V6H37ZM60 5H61V4H60ZM84 5H85V3L83 4V6H84ZM86 5H87V4H86ZM96 5H97V4H96ZM96 5H95V6H96ZM101 5H98L99 7H98V6L96 7V8H100V11H101V7L103 8V6H101ZM107 5H108V4H106V6H107ZM111 5H110V7H111ZM124 5H123V6H124ZM171 5H170V9H169V8H167V9L171 10V8H172ZM197 5H194V6L196 7ZM202 5H205V4L203 3ZM202 5H200V6L202 7ZM223 5H224V3H223ZM227 5H228V3H227ZM247 5H246V7H247L246 10H248V11H249V14H250L251 10L248 9L249 6H247ZM3 6H4V7H7L8 5H7V6H6V5H3ZM15 6H16V5H15ZM74 6H76V5H73V7H74ZM89 6H86V7H89ZM95 6H94V7H95ZM100 6H101V7H100ZM104 6H105V5H104ZM106 6H105V8H106ZM125 6H124V7H125ZM128 6H129V9H130L129 11H131V10L134 9V11L136 12V14L139 13V12H138V10H139L138 7L134 6V7H132V8H133V9H132V8H130L131 5H128ZM154 6H155V5H154ZM165 6L167 7V5H165ZM198 6H197V7H198ZM216 6H218V5H216ZM4 7H3V8H4ZM8 7H9V6H8ZM12 7H13V6H12ZM21 7H22V6H21ZM23 7H24V6H23ZM30 7H31V9H29V10H26V9H25L26 12L29 11V13H30L31 11L35 10V9H34V6H33V8H32V6H30ZM30 7H29V8H30ZM49 7H50V9H51V7H52L51 4L49 5ZM55 7L57 8V6H54V7H53L54 10L56 9ZM64 7H66V6H64ZM67 7H68V6H67ZM78 7L83 8L82 5H81V6H78ZM86 7L84 8V11H85ZM92 7H93V6H92ZM94 7H93V8H90V9H94ZM118 7H119V5H118ZM118 7H116V8L118 9L117 11H119V8H118ZM135 7L138 8V9L135 10V9H136ZM144 7H145V6H144ZM144 7H143V9H146V8H147V7H146V8H144ZM148 7H149V6H148ZM151 7H152V6H151ZM201 7H198V9L201 10ZM210 7H211V6H209V8H210ZM213 7L215 8V6H213ZM10 8H11V7H10ZM25 8H27V7L25 6ZM96 8H95V10H96ZM113 8H115V6H114ZM152 8H153V7H152ZM154 8H155V7H154ZM154 8H153V10H154ZM160 8H161V7H160ZM164 8H165V7H164ZM174 8H175V11H176L177 8H178L177 10H179V8H180V9L182 10V12H181V10H179V11H177V12H178V13H179V12H180V13H183L184 8L177 7L176 5H175V7L173 6V9H172V10H174ZM187 8H189V7H187ZM191 8H192V7H191ZM191 8H189L190 10L187 9L186 11L189 10V12H190V11H191ZM204 8H206V7L204 6L203 9H204ZM209 8H208V10H209ZM214 8L212 9L213 11H214ZM252 8H253V7H251V9H252ZM1 9H2V8H1ZM13 9H14V8H13ZM13 9H12V10H13ZM15 9H16V8H15ZM17 9H18V8H17ZM19 9H20V8H19ZM22 9H23V8H22ZM32 9H33V10H32ZM37 9H38V8H37ZM40 9H42V8H41V5H40ZM44 9H45V6H44ZM70 9H71V8H70ZM73 9H74V8H73ZM73 9H72V10H73ZM88 9H89V8H87V10H88ZM107 9H108V8H107ZM107 9H105V13H106V11H108ZM110 9H111V8H110ZM141 9H142V8H141ZM150 9H151V8H150ZM150 9H146V10H144V12L146 11V12L148 13V12H150V11H148V10H150ZM157 9L159 10L158 7L155 8V10H157ZM167 9H166V10H163V11H167ZM193 9H194V10H197V9H195V8H192V11H193ZM206 9H207V8H206ZM6 10H7V8H6ZM25 10H24V11H25ZM30 10H31V11H30ZM46 10H47V9H46ZM51 10H52V9H51ZM56 10L58 11L59 9H56ZM62 10H63V9H62ZM65 10H67V8H65ZM68 10H69V9H68ZM102 10H104V8H103ZM123 10H124V9H123ZM169 10H168V11H169ZM241 10H242V9H241ZM253 10H254V9H252V11H253ZM17 11H18V10H17ZM20 11H21V10H20ZM20 11H19V12H20ZM39 11L41 12V10H39ZM49 11H50V10H49ZM60 11H61V10H60ZM60 11H59V12H60ZM75 11H76V10H75ZM75 11H74V12H75ZM117 11H116L115 13H117ZM121 11H122V9H121ZM121 11H119V14H121V13H120ZM126 11H127V10H126ZM126 11H125L124 13H126ZM139 11H141V10H139ZM142 11H143V10H142ZM160 11H161V9H160ZM160 11H159V12H160ZM186 11H185V12H186ZM202 11H203V10H202ZM204 11H205V10H204ZM215 11H216V10H215ZM220 11H221V10H220ZM4 12H5V11H4ZM4 12H3V10H2V13H4ZM6 12H7V11H6ZM6 12H5V15L9 14V15H7V16L9 17V16H10L9 11L7 12V14H6ZM26 12H25V13H26ZM34 12H36V11H34ZM44 12H45V11H44ZM44 12H43V15H44ZM59 12H57V13H59ZM64 12L67 14L66 11H64ZM74 12L72 11L71 14L74 15V14H75ZM81 12H83V11H81ZM86 12H87V11H85V14H86ZM88 12H91V10L88 11ZM96 12H97V11H96ZM96 12H95V11H94V12L92 11L91 13H92V14L95 13V15L97 14V15H96V18H97V16L100 15L102 12H100L99 14L96 13ZM98 12H99V10H98ZM103 12H104V11H103ZM111 12H112V11H111ZM144 12H143V13H144ZM146 12H145V14H147ZM185 12L183 13V16H182L183 18H184V17H187L186 15L184 16V14H187V15H188V13H185ZM198 12H199V11H198ZM198 12H197L196 15H199V16H200V14H199ZM200 12H201V11H200ZM210 12H211V9H210V11L208 12V14H210V16H211V14H213V13H210ZM0 13H1V12H0ZM2 13H1V15H2ZM11 13H12V12H11ZM13 13H16V12L13 11ZM20 13H22V12H20ZM25 13H24V14H25ZM36 13H38V11H37ZM36 13H35V14H36ZM41 13H42V12H41ZM41 13H40V14H41ZM45 13H46V12H45ZM54 13H55V12H54ZM76 13H77V11H76ZM105 13H103V14H105ZM107 13H108V12H107ZM107 13H106V14H107ZM143 13H142V15H143ZM151 13H152V12H151ZM154 13H155V11H154ZM154 13H153L152 15H157L156 13H155V14H154ZM157 13H158V12H157ZM167 13H168V12H167ZM172 13H173V14H172ZM175 13H176V12H175ZM178 13L174 14V11H173V12H171L170 14H172L173 17H174V16L177 15ZM193 13H194V12H193ZM195 13H196V12H195ZM201 13L203 14V12H201ZM40 14H39V16L42 18L43 15H40ZM66 14H65V15H66ZM85 14H84V17H85ZM110 14H111V13H110ZM129 14H130V12H129ZM136 14H135V15H136ZM161 14H162V13H161ZM170 14H169V13H168V14H165V13H164V14H162V15H163V17H164V16L166 17V18L164 17L165 19H167V18H169V16H171ZM189 14H191V13H189ZM12 15H13V14H12ZM15 15L19 16L17 13L14 14V16H15ZM21 15H22V14H21ZM26 15H27V14H26ZM31 15H32V14H31ZM33 15H34V14H33ZM33 15L31 16V17H32L31 19H35V18L37 17V16H35V15H34L35 17H33ZM62 15H64V14H62ZM89 15H90V14H89ZM113 15H114V12H113ZM122 15H124V14L122 13ZM131 15H132V14H131ZM131 15H130V16H131ZM135 15H134V16H135ZM138 15H139V14H138ZM138 15H136V17H139V16H140V15H139V16H138ZM148 15L150 16V13H149ZM162 15H161V16H162ZM166 15H169V16H166ZM180 15H181V14H180ZM204 15H205V14H204ZM204 15H203V16L201 15V16L204 17ZM250 15H252V14H250ZM255 15H256V14H255ZM2 16H3V15H2ZM17 16H16V18H17ZM22 16H23V15H22ZM68 16L70 17V15H68ZM103 16H104V15H103ZM107 16H108V15H107ZM107 16L105 15V17H103V18L106 19ZM117 16H118V15H117ZM130 16L127 15V16H125V17L127 18V17H130ZM144 16H145V15H143V17H144ZM158 16H160V15L158 14V15L155 16V17H157L158 20L160 19L161 22H162L163 19L159 18ZM178 16H179V14L177 15V18H176V19H180L181 16H179V17H178ZM257 16H258V12H257ZM257 16H256V17H257ZM0 17H1V16H0ZM4 17H5V16H4ZM4 17H3V18L1 17V20H2V19L5 20L6 18H4ZM10 17H11V16H10ZM19 17L21 18V16H19ZM27 17H28V16H27ZM29 17H30V15H29ZM56 17H57V16H56ZM58 17H59V16H58ZM58 17H57V18H58ZM60 17H61V15H60ZM65 17H66V16H65ZM65 17H63V18H65ZM72 17H73V16H72ZM88 17H90V16H88ZM94 17H95V16H93V18H94ZM99 17H100V19L102 20L101 22H103V21H107V20H105V19H102L101 16H99ZM110 17H111V16H110ZM114 17H115V16H113V18H114ZM132 17H133V16H132ZM136 17H134V18H136ZM151 17H152V16H151ZM193 17H195V16H193ZM211 17H212V18H209V19H210V21L212 20L211 22H213V18H214V17H213V16H211ZM254 17H255V16H254ZM11 18H12V17H11ZM16 18H14V20H15ZM38 18H39V17H38ZM41 18H40V19H41ZM44 18H46V16H45ZM63 18H62V20H63ZM66 18H67V17H66ZM96 18H95V19H96ZM108 18H109V17H108ZM113 18H111V19H113ZM115 18H116V17H115ZM115 18H114V19H115ZM123 18H124V17H123ZM134 18H133V19H134ZM139 18H141V17H139ZM146 18H147V15H146ZM170 18H171V17H170ZM170 18H169V19H170ZM248 18H250V17H247V19H248ZM7 19H8V18H7ZM12 19H13V18H12ZM17 19H18V18H17ZM36 19H37V18H36ZM127 19H129V18H127ZM149 19H153V18H149ZM185 19H186V18H185ZM185 19H183V23H184V21H185V23L188 21V20H185ZM206 19H207V17H206ZM21 20H22V19H21ZM23 20H24V21H22V22H23V23H24V22L26 23V21H25V20H26V17H25ZM73 20H74V19H73ZM77 20H78V17H77ZM89 20H91V17L88 18V20H85V21H86V25L84 24V26L88 27L90 24H92V23H90ZM92 20H94V19H92ZM139 20H140V19H139ZM147 20H148V19H147ZM147 20H146V21H147ZM173 20H175V17L173 18ZM200 20H201V21L203 20L202 22H204L205 19H200ZM200 20H199V21H200ZM207 20H208V19H207ZM31 21H33V20H31ZM31 21H30V22H31ZM52 21H54V20H52ZM67 21H68V19H67ZM67 21H66V22H63V23H67ZM70 21L72 22L71 19H70ZM87 21H89V23H87ZM94 21H95V20H94ZM94 21H93L94 26H97V25L95 24V22H97L98 19H97V21H95V22H94ZM116 21H118V19H117ZM116 21H113V22L115 23ZM124 21H126V20H124ZM140 21H141V20H140ZM140 21H139V22H140ZM152 21H153V20H152ZM156 21H157V19H156ZM169 21H170V20H169ZM1 22H2V21H1ZM6 22H7V21H6ZM15 22H16V21H15ZM15 22H14V23H15ZM17 22H18V21H17ZM30 22H29V19H28V23H27L28 26H29L30 24H32V23H30ZM34 22H35V21H33V23H34ZM39 22H40V21H39ZM59 22H60V21H59ZM59 22L57 21L56 24L58 25ZM61 22H62V21H61ZM71 22H70V24H71ZM79 22L81 23V21H79ZM91 22H92V21H91ZM98 22H99V24H100V21H98ZM107 22H110V21H107ZM120 22H122V21H120ZM128 22H131V21H128ZM134 22H135V21H134ZM136 22H137V20H136ZM142 22H143V21H142ZM149 22H150V21H149ZM154 22H155V21H154ZM161 22H160V23H156V22H155L156 24H159V26L157 25L159 28H161L160 25L163 24V23H161ZM174 22H175V21H174ZM191 22H193V21H191ZM4 23H5V22H4ZM4 23H2V24H4ZM7 23H8V25L10 24L9 21H8ZM7 23H5V25H6ZM11 23H12V22H11ZM14 23H13V24H14ZM29 23H30V24H29ZM40 23H41V24H40ZM40 23H39V24L41 25L40 27L43 28V26H42V23H43V22H40ZM47 23H48V22H47ZM47 23L44 24V25H45V26L48 25ZM52 23L55 24L54 22H52ZM52 23H51V24H52ZM63 23H62V24H63ZM83 23H85V22H82V23H81V26H83V25H82ZM124 23H125V22H124ZM124 23H123V24H124ZM155 23H154V25H156ZM170 23L172 24L173 22H170ZM199 23H200V22H199ZM207 23H208V22H207ZM217 23H218V22H217ZM217 23H215V24H217ZM219 23H220V22H219ZM13 24H11V25H13ZM16 24H17V23H15V24L13 25V27H15ZM19 24L21 25V22H20ZM35 24L37 25V23H35ZM35 24H34V25H35ZM49 24H50V22H49ZM60 24H61V23H60ZM60 24H59V25H60ZM74 24H76V23H74ZM77 24H78V23H77ZM99 24H98V26H101V25H99ZM102 24H105V22L102 23ZM120 24H121V23H120ZM120 24H119V25H120ZM125 24H126V23H125ZM128 24H129V23H128ZM133 24H134V23H133ZM140 24H141V23H140ZM147 24H148V23H147ZM149 24H151V22H150ZM166 24H167V23H166ZM168 24H169V22H168ZM174 24H177V23H176V22L173 23V26H175ZM180 24H181V23H180ZM200 24H201V23H200ZM212 24H214V23H212ZM220 24L222 25V23H220ZM8 25H7V26H8ZM11 25H9V26L11 27ZM17 25H18V24H17ZM59 25H58V27H59ZM87 25H88V26H87ZM106 25H107V23H106L105 26H103V27L105 28ZM116 25H118L117 22H116ZM121 25H122V24H121ZM154 25H153V26H154ZM178 25H179V24H178ZM190 25H191V24H190ZM221 25H220V26H221ZM1 26H3V25H1ZM1 26H0V27H1ZM18 26H19V25H18ZM28 26H27V27H28ZM30 26L33 27V25H30ZM48 26H49V25H48ZM54 26H55V25H54ZM66 26H67V25H66ZM75 26H76V25H75ZM75 26H74V27H75ZM79 26H80V25H79ZM79 26L77 25V27H79ZM90 26H91V25H90ZM92 26H93V25H92ZM92 26H91V27H92ZM98 26H97V27H98ZM123 26H124V25H123ZM125 26H126V25H125ZM135 26H136V25H135ZM135 26H134V27H135ZM146 26H149V25H146ZM157 26H156V27H157ZM173 26H172V27H173ZM214 26H216V25H213V27H214ZM218 26H219V24H218ZM240 26H241V25H240ZM27 27H25V28H27ZM40 27H39V30L41 29ZM55 27H56V26H55ZM55 27L53 28V31H54ZM64 27H65V24H64ZM91 27H88V28H91ZM131 27H132V26H131ZM207 27H208V26H207ZM2 28H5V27H2ZM8 28H9V27H8ZM8 28H6L5 30L7 31V30L10 29V28H9V29H8ZM18 28H22V26H20V27H18ZM44 28H45V27H44ZM60 28H62L61 25H60ZM60 28H59L58 30H57V29H55V30H56V31H60ZM67 28H69V27L67 26ZM72 28H73V26L71 27V29H72ZM82 28H83V27H82ZM82 28H80V29H82ZM92 28H93V27H92ZM92 28H91V29H92ZM94 28H95V27H94ZM94 28H93V29H94ZM108 28H109V27H108ZM120 28H121V27L118 26V28H116V29H120ZM137 28H138V27H137ZM141 28H142V27H141ZM150 28H151V26H150ZM152 28H153V27H152ZM209 28H210V27H209ZM221 28H222V27H221ZM257 28H258V27H257ZM23 29H24V27H23ZM23 29H22V30H23ZM71 29H70V30H71ZM75 29H77V28H75ZM95 29H96V28H95ZM95 29H94V31H95L94 33H96V30L99 29V27H98L96 30H95ZM106 29H107V28H105V30H104V29H103V30L106 31ZM110 29H111V28H109V30H110ZM121 29H122V28H121ZM127 29H128V28H127ZM130 29H131V28H130ZM132 29H133V28H132ZM135 29H136V28H135ZM146 29H147V28H146ZM146 29H144V30H146ZM154 29H155V28H154ZM162 29H163V28H162ZM168 29H169V28H168ZM199 29H200V28H199ZM213 29H214V28H213ZM217 29H219V28H217ZM260 29H261V28H260ZM0 30H1V28H0ZM2 30H3V29H2ZM2 30H1V31H2ZM16 30H17V31H16ZM18 30H20V29H17V27H15V31L17 32L16 35H18V34L21 35V34L19 33V32H21V30H20L19 32H18ZM28 30H29V29H28ZM36 30H37V29H36ZM46 30H48V29H45V31H46ZM49 30L51 31V27H50ZM68 30H69V29H68ZM73 30H74V28H73ZM78 30H79V29H78ZM86 30H88V29L86 28ZM103 30H102V31H103ZM109 30H108V31H109ZM163 30H165V29H163ZM163 30H162V31L159 30V31H161L160 34H161L162 32H164ZM3 31H4V30H3ZM12 31H13V29L9 30V34H10V32H12ZM33 31H35V29H34ZM37 31H38V30H37ZM56 31H55V33H56ZM62 31H63V29H62ZM62 31H60V32L62 33ZM71 31H72V30H71ZM82 31H83V30H82ZM89 31H92V30L89 29ZM99 31H100V30H99ZM102 31H100V32H102ZM113 31H114V30H113ZM120 31H122V30H120ZM120 31H119V32H120ZM133 31H134V30H133ZM133 31H132V32H133ZM135 31H136V30H135ZM150 31L153 32V29L150 30ZM150 31H149V29H148V31H146V32L149 33ZM159 31L156 30V32H159ZM201 31H202V30H201ZM215 31H216V30H215ZM27 32L30 34V31H27ZM41 32H43V30H41ZM51 32H52V31H51ZM51 32H49V33H51ZM64 32H65V31H63V33H64ZM69 32H70V31H68V34H69ZM75 32H77V31H74L73 33H72V32H71V33H72L73 35H77V36L81 35V34L79 33L80 31L78 32L79 35H78L77 33L74 34ZM86 32H87V31H86ZM97 32H98V31H97ZM116 32H117V30H116ZM122 32H123V31H122ZM122 32H120V33H122ZM124 32H125V31H124ZM146 32H144V33L147 34ZM165 32H167V30H166ZM170 32H171V31H170ZM217 32H219V31H217ZM1 33H2V32H0V35H1ZM6 33L8 34V31H7ZM13 33H14V32H13ZM13 33H11V34H13ZM25 33H26V30H25V32H24L23 34L25 35ZM28 33H27V36H28ZM31 33H32V32H31ZM37 33L39 34L40 32L38 31ZM46 33H47V32H46ZM52 33H53V32H52ZM52 33H51V34H52ZM58 33H59V32H58ZM58 33H57V34H58ZM61 33H59L60 36H63V35H61ZM63 33H62V34H63ZM81 33H82V32H81ZM83 33H84V32H83ZM83 33H82V36H83L84 38H85V37L88 38V35L90 36V34H89L88 32H87L88 35H85V36H84ZM90 33H91V32H90ZM94 33H93V35H95ZM106 33H107V32H106ZM114 33H115V32H114ZM130 33H131V32H130ZM141 33H142V32H141ZM154 33H155V31H154ZM154 33H150V34L152 35V34H154ZM167 33H169V32H167ZM175 33H177V32H175ZM188 33H190V32H188ZM188 33H187V34H188ZM202 33H203V32H202ZM219 33H220V32H219ZM4 34H5V32L3 33V35H4ZM14 34H15V33H14ZM14 34H13V35H14ZM43 34H44V33H43ZM43 34L41 35V33H40L39 35H41V36L43 37ZM53 34H54V33H53ZM66 34H67V33H66ZM72 34H71V36H72ZM96 34H97V33H96ZM99 34H101V33H99ZM102 34H103V33H102ZM102 34H101V35H102ZM123 34H124V33H123ZM133 34H134V33H133ZM133 34H132V35H133ZM139 34H140V33H139ZM155 34H156V33H155ZM155 34H154V35H155ZM157 34H159V33H157ZM160 34H159V35H160ZM210 34H211V33H210ZM5 35H6V34H5ZM5 35H4V37H5ZM16 35H15L13 38H15ZM19 35H18V36H19ZM24 35H23V37H24ZM30 35H31V34H30ZM32 35H33V34H32ZM44 35H45V34H44ZM93 35H92V33H91V37H92ZM101 35H99V36H101ZM107 35H108V34H107ZM113 35H114V34H113ZM115 35H117V34H115ZM126 35H127V34H126ZM126 35H125V37H128V36H126ZM140 35H142V34H140ZM218 35H219V34H218ZM25 36H26V35H25ZM27 36H26V37H27ZM36 36H37V35H36ZM41 36H40V37H41ZM49 36H50V38H48V40L51 39V38H53V37H51L50 34H49ZM52 36H53V35H52ZM54 36H56V34H55ZM69 36H70V34H69ZM69 36H67V37H69ZM71 36H70L69 38L72 39ZM77 36L74 37V39L79 40V39L82 37V36H79V39H77V38H78ZM95 36H96V35H95ZM103 36H104V35H102V38H103ZM148 36H150V35L148 34ZM169 36H171V35H169ZM179 36H181V35H179ZM186 36H187V35H186ZM194 36H195V35H194ZM208 36H209V35H208ZM7 37H8V36H7ZM10 37L12 38V36H10ZM28 37H29V36H28ZM30 37H32V36H30ZM42 37H41V38H42ZM46 37H47V36H46ZM58 37H59V36L57 35V39H58ZM63 37H65V36H63ZM96 37H97V36H96ZM96 37H95V38H96ZM121 37H122V36H121ZM134 37H135V36H134ZM134 37H133V39L136 38V37H135V38H134ZM137 37H138V35H137ZM144 37H147V36H144ZM144 37H143V38H144ZM152 37H153V39H154V41H155V36H151V38H152ZM156 37H157V40H158L159 37H158L157 35H156ZM166 37H168V35H167ZM224 37H225V36H224ZM237 37H238V36H237ZM252 37H253V35H252ZM1 38L3 39L2 36H1ZM11 38H10V39H11ZM13 38H12V40H13ZM38 38H39V37H37V39H38ZM41 38H40V39H41ZM43 38H44V37H43ZM60 38H61V37H60ZM60 38H59V40H60ZM86 38H85V39H86ZM97 38H98V37H97ZM97 38H96V39H97ZM99 38H100V37H99ZM118 38H119V37H118ZM128 38H129V37H128ZM161 38H162V36H161ZM180 38H181V37H180ZM204 38H205V37H204ZM206 38H207V37H206ZM247 38H248V37H247ZM2 39H1V40H2ZM5 39H8V38L5 37ZM5 39H4V40H5ZM15 39H16V38H15ZM19 39H20V37H19ZM53 39H54V38H53ZM66 39H68V38H65L64 41H65ZM85 39H84V41H85ZM88 39H89V40H88ZM88 39H87L86 42H88V41L90 42V40L93 39V38H88ZM108 39H109V38H108ZM138 39H139V38H138ZM138 39H137V40H138ZM145 39H146V41H147V38H145ZM164 39H165V42H169V41H171L170 37H169V38H164ZM177 39H178V38H177ZM177 39H176V40H177ZM221 39H223V38L221 37ZM8 40H9V39H8ZM8 40H6V41H8ZM27 40H28V39H27ZM38 40H39V39H38ZM42 40H43V39L39 40L38 42H39V43H40V42H44L46 39L44 38V41H42ZM54 40L56 41V39H54ZM100 40H101V39H100ZM116 40H117V39H115L114 41H116ZM124 40H125V39H123V41H124ZM127 40H128V39H127ZM127 40H126V42H127ZM135 40H136V39H135ZM135 40H134V42H135ZM148 40H150V38H149ZM236 40H237V38H236ZM245 40H246V39H245ZM22 41H24V40H22ZM32 41H35V42H33V43H34V44H37V43H36V37H35V40L32 39ZM57 41H58V40H57ZM67 41L71 42L70 40H67ZM73 41H74V40H73ZM81 41H82V40H80L79 42L81 43ZM92 41H94V40H92ZM109 41H110V40H109ZM111 41H112V40H111ZM114 41H113V42H114ZM123 41H122V42H123ZM142 41H143V40H142ZM146 41L144 40V43H145ZM150 41L152 42V39H151ZM150 41H149V42H150ZM219 41H222V40H219ZM1 42L3 43V41H1ZM4 42H5V41H4ZM9 42H10V40L8 41V43H9ZM11 42H12V41H11ZM46 42H52L51 44L53 45V47H52V48L49 47V48L52 49V50L55 49L54 44H53V43H55L54 41H52V40H51V41H50V40L47 41V40H46ZM46 42H45V44H46ZM58 42H59V41H58ZM58 42H57V43H58ZM60 42H61L62 44H60ZM60 42H59L58 45H57L58 48H60L59 45H63V40H62V39H61ZM74 42H75V41H74ZM74 42H72V43H74ZM82 42H83V41H82ZM105 42H106V40H105ZM120 42H121V41H120ZM131 42H132V41H131ZM140 42H141V41H140ZM147 42H148V41H147ZM249 42H250V41H249ZM2 43H1V44H2ZM14 43H15V42H13L12 45L8 44V45L12 46V48H11L12 50H13V48H14L15 46H19V44L17 45L16 43H15L16 45L14 46V45H13ZM64 43H65V42H64ZM76 43H78V42H76ZM91 43H92V42H91ZM91 43H88V44L91 45ZM95 43H97V42H95ZM123 43H124V42H123ZM127 43H129V42H127ZM152 43H153V42H152ZM152 43H151V44H152ZM178 43H179V42H178ZM180 43H181V42H180ZM204 43H205V42H204ZM23 44H24V43H23ZM48 44L50 45V43H48ZM55 44H56V43H55ZM84 44H86V43H83V46H81L82 48H80V47H78V46H77V48H78V49L80 48V51H82V50L85 51V49H86L85 47H86L88 44L85 45V47H84ZM92 44H93V43H92ZM108 44H111V42L108 43ZM108 44H107V45H108ZM115 44H116V43H115ZM129 44H130V43H129ZM129 44H128V45H129ZM140 44H141V43H140ZM147 44H148V43H147ZM147 44H146V45H147ZM151 44H148V45L150 46ZM242 44H243V43H242ZM256 44H257V43H256ZM20 45H21V44H20ZM27 45H28V44H27ZM42 45H43V44H42ZM69 45H70V44H69ZM77 45H78V44H77ZM81 45H82V44H81ZM94 45H95V44H94ZM94 45H92V46H94ZM102 45H103V44H102ZM123 45H124V44H123ZM123 45H122V46H123ZM125 45H127V44L125 43ZM125 45H124V46H125ZM128 45H127V46H128ZM142 45H143V43H142ZM142 45H141V47H142ZM152 45H153V44H152ZM152 45L150 46L151 49L148 47L150 50H152V47H154V45L156 46L155 43H154L153 46H152ZM0 46H3V45H0ZM13 46H14V47H13ZM29 46H30V45H29ZM31 46H32V45H31ZM31 46H30V47H31ZM37 46H38V45H37ZM40 46H41V45H40ZM55 46H56V45H55ZM57 46H56V50H57ZM70 46H71V45H70ZM72 46H74V45H72ZM131 46H132V45H131ZM4 47H5V46H4ZM4 47H3V48H4ZM6 47H8V46L6 45ZM6 47H5V48H6ZM19 47H22V45L19 46ZM30 47H29V48H30ZM35 47H36V45H35ZM35 47H34V49H32V50L35 51ZM38 47H39V46H38ZM38 47H37V48H38ZM42 47H43V46H42ZM46 47H47V44H46ZM62 47H63V46H62ZM83 47H84L85 49H84ZM136 47H137V46H136ZM143 47H144V46H143ZM167 47H168V46H167ZM218 47L220 48V46H218ZM0 48H1V47H0ZM53 48H54V49H53ZM64 48H65V47H63L62 49L64 50ZM66 48H67V46H66ZM69 48L74 49V47H69ZM69 48L66 49L65 52H67V50H69ZM77 48H76V50H77ZM87 48H88V47H87ZM92 48H95V47H92ZM97 48H98V46H97ZM97 48H96L95 50H97ZM105 48H106V47H105ZM115 48H116V47H115ZM117 48H119V45L117 46ZM125 48H126V47H125ZM148 48H147V49H148ZM154 48H155V47H154ZM154 48H153V49H154ZM208 48H209V47H208ZM219 48H218L217 50H219ZM8 49H10V48H8ZM19 49H20V48H19ZM19 49H17V51H18ZM26 49H27V48H26ZM44 49H47V48H44ZM44 49H43V50H44ZM60 49H61V48H60ZM60 49H59V50H60ZM90 49H91V48H90ZM122 49H123V47L120 48L121 53L123 52ZM140 49H141V48H140ZM147 49H146V51H147ZM156 49H157V48H156ZM156 49H155V50H156ZM191 49H193V48H191ZM191 49H190V51H191ZM241 49H243V48H241ZM4 50H5V49H3V51H4ZM12 50H10V51L14 54V52H13ZM15 50H16V49H14V51H15ZM22 50H23V49H22ZM24 50H25V49H24ZM52 50H50V52H52ZM70 50H71V49H70ZM87 50H88V49H87ZM92 50H93V49H92ZM95 50H94V51H95ZM127 50H128V49H127ZM130 50H132V49H130ZM136 50H137V49H136ZM143 50H145V48H144ZM150 50H149V51H150ZM206 50H207V49H206ZM8 51H9V50H8ZM28 51H30V50H28ZM28 51L25 50V52H24V54H26V52H27V56L30 54ZM38 51H39V50H38ZM38 51H37V53H38ZM40 51H41V50H40ZM40 51H39V52H40ZM45 51H48V50H44V53H46ZM54 51H55V50H54ZM71 51H72V50H71ZM71 51H70V52H71ZM134 51H135V50H134ZM179 51H180V50H179ZM193 51H194V50H193ZM214 51H216V49H214ZM240 51H241V50H240ZM1 52H2V51H1ZM22 52H23V51H22ZM32 52H33V51H32ZM35 52H36V51H35ZM41 52H42V51H41ZM55 52H56V51H55ZM55 52H54V53H55ZM70 52H68V53H70ZM73 52L75 53V51H73ZM102 52H103V50H102ZM104 52H105V51H104ZM110 52H111V51H110ZM116 52H117V51H116ZM116 52H115V53H116ZM128 52H129V51H128ZM132 52H133V51H132ZM139 52H140V50H139ZM147 52H148V51H147ZM147 52H146V56H147L148 54H150V53H147ZM156 52L158 53L157 50H156ZM161 52H162V51H161ZM191 52H192V51H191ZM244 52H245V50H244ZM4 53L7 54L8 52H4ZM19 53H20V51H19ZM48 53H49V51H48ZM54 53L51 55L52 57H53L54 55L57 56V55L59 54V53H58V54H57V53L54 54ZM82 53H83V52H82ZM88 53H89V52L87 51V54H86V53H85V54L88 56V55H90V54H88ZM90 53H93V52L91 51ZM94 53H95V52H94ZM94 53H93V54H94ZM96 53H98V52H96ZM96 53H95V54H96ZM105 53H107V52H105ZM105 53H104V55H101V56H105ZM123 53H125V52H123ZM135 53H136V52H135ZM141 53H142V52H140V54H141ZM189 53H190V52H189ZM197 53H198V51H197ZM197 53H196V54H197ZM240 53H241V52H240ZM1 54H3V53H1ZM21 54H22V53H21ZM46 54H47V53H46ZM64 54H65V53H64ZM66 54H67V53H66ZM72 54H73V53H72ZM83 54H84V53H83ZM95 54H94V56H95ZM100 54H103V53L100 52L99 55H100ZM113 54H114V53H113ZM126 54H127V52H126ZM126 54H125V55H126ZM133 54H134V53H133ZM137 54H139V53H137ZM140 54H139V56L142 57V55H140ZM154 54H155V52H154ZM158 54H159V53H158ZM163 54H164V56H166V54L164 53V51H163ZM192 54H193V53H192ZM11 55H12V54H11ZM14 55H17V54H14ZM14 55H13V56H14ZM22 55H23V54H22ZM31 55H33V54H30V56H31ZM39 55H40V54H39ZM43 55H44V54H43ZM43 55H42L41 57H43ZM49 55H50V54H49ZM49 55L47 54V56H48L47 58L51 57V56H49ZM60 55H62V54H60ZM69 55H70V54H69ZM69 55H68V54H67V55H63V56H61L60 58H62V57H66V56L69 57ZM86 55H84L85 57L83 56L84 59L86 58ZM119 55H120V54H119ZM119 55H114V56H118V58H119ZM128 55H129V54H128ZM128 55H126V58H128L129 56L131 57V55H129V56H128ZM143 55H144V54H143ZM151 55H153V54L151 53ZM156 55H157V54H156ZM161 55H162V54H161ZM161 55H160V56H161ZM184 55H186V54H184ZM1 56H2V55H1ZM3 56H4V54H3ZM3 56H2V57H3ZM18 56H21V55L19 54ZM27 56H26L25 59H27ZM74 56L77 57L76 54H74ZM74 56H73V57H74ZM78 56H80V55H78ZM92 56H93V55H92ZM96 56H98V54H97ZM139 56H138V57H139ZM160 56H158V58H161ZM164 56H162V57H164ZM180 56H181V55H180ZM261 56H262V55H261ZM2 57H1L0 59H2ZM9 57H10V56H9ZM23 57H25V55H23ZM23 57H22V58H23ZM57 57H58V56H57ZM68 57H67V58H68ZM73 57H71V58H73ZM75 57H74V58H75ZM138 57H137V58H134V57H133V58H134V59H138ZM143 57H144V56H143ZM148 57H149V56H148ZM151 57H152V56H151ZM151 57H150V58H151ZM10 58H12V57H10ZM13 58H14V57H13ZM13 58H12V59H13ZM15 58H16V56H15ZM22 58H21V59H22ZM32 58H34V56H33ZM32 58H30L29 60H31ZM35 58H36V57H35ZM47 58H46V59H47ZM53 58H55V57H53ZM69 58H70V57H69ZM69 58H68V60H69ZM71 58H70V59H71ZM74 58H73V59H74ZM77 58H79V57H77ZM93 58H94V57H93ZM93 58L90 59V60L93 61V60H94ZM95 58H96V57H95ZM100 58H101V57H100ZM102 58H103V57H102ZM102 58H101V59H102ZM111 58H112V57H111ZM121 58H123V56H122ZM121 58H120V59H121ZM126 58L124 57V59H126ZM146 58H147V57H145L144 61L146 60ZM153 58H154V57H153ZM181 58H182V57H181ZM21 59H18V62H19ZM25 59H24V60H25ZM57 59H59V57H58ZM81 59H83V58H81ZM112 59H113V58H112ZM128 59H129V58H128ZM131 59H132V57H131ZM131 59H130V61L133 60V59H132V60H131ZM140 59H141V58L139 57L138 60H140ZM168 59H169V57H168ZM256 59H257V58H256ZM4 60H5V58H4ZM13 60H14V59H13ZM37 60H38V57H37ZM37 60H35V61H37ZM42 60H44V59L42 58ZM53 60H54V59H52V62H54V66H53L54 68H52V69H55V66L57 67V65H55L56 61H53ZM64 60H65V58H64ZM68 60H67V62H68ZM76 60H77V59L75 58V61H76ZM90 60H89V61H90ZM122 60H123V59H122ZM126 60H127V59H126ZM151 60H152V58H151ZM178 60H179V59H178ZM217 60H218V59H217ZM254 60H255V59H254ZM10 61H12V60H10ZM10 61H9V62H10ZM32 61L34 62V59H32ZM44 61L47 62V61H49V60H44ZM58 61H59V60H58ZM62 61H63V59H60V63L57 62L56 64H58V66H59V65L62 63ZM71 61H72V60H71ZM79 61H81V60L79 59ZM79 61H78V62H79ZM82 61H84V60H82ZM85 61H86V60H85ZM92 61H91V62H92ZM98 61H99V59H98ZM141 61H143V60H141ZM141 61H139V62H141ZM208 61H209V60H208ZM208 61H206V62H208ZM245 61H246V60H245ZM12 62H13V61H12ZM18 62H16V63H18ZM22 62H23V61H22ZM27 62H28V60H27ZM27 62H26V63H27ZM29 62H30V61H29ZM45 62H44V63H45ZM69 62H70V61H69ZM72 62H73V61H72ZM96 62H97V61H96ZM121 62H122V61H121ZM121 62H120V60H119V62H117V63L121 64ZM145 62H146V61H145ZM147 62H148V61H147ZM147 62H146V64H147ZM153 62H154V61H153ZM16 63L14 62V64H16ZM36 63H40V65H41V61H40V59H39V61L36 62ZM36 63H34L35 66H38V67H39V64L36 65ZM44 63H42V64H44ZM63 63H64V62H63ZM81 63H82V62H81ZM85 63H86V62H85ZM85 63L83 62L82 64H85ZM102 63H105V62L102 61ZM127 63L129 64V61H128ZM131 63H133V61H132ZM131 63H130V64H131ZM135 63L137 64V61H136ZM141 63H142V62H141ZM141 63H140V67H141V65H142ZM241 63H243V62H241ZM254 63H256V62H254ZM254 63H253V64H254ZM1 64H3V63L0 62V65H1ZM8 64H9V63H8ZM8 64H7V67H8ZM23 64H24V63H22V65H23ZM27 64H28V63H27ZM46 64H47V65H50V64H51V66L53 65L52 63H49V62L46 63ZM65 64H67V63L65 62ZM65 64H63V65H65ZM70 64H71V62H70ZM70 64H69V65H70ZM77 64H78V63H76L75 66H76ZM97 64H98V62H97ZM100 64H101V63H99V65H100ZM143 64H145V63H143ZM149 64H150V61H149ZM238 64H239V63H238ZM256 64H257V63H256ZM18 65H19V63H18ZM28 65L31 66V67H35V66H32L33 64H32V65L28 64ZM71 65L73 66V63H72ZM90 65H92V66L94 67V64H93V63H92V64H89L88 66L91 67ZM99 65H98V66H99ZM104 65H105V64H103L101 67H103ZM107 65H109V64H107ZM124 65H125V64H124ZM133 65H135V64H133ZM133 65H132V66H133ZM151 65H152V64H151ZM151 65H150V66H151ZM9 66H10V64H9ZM41 66H42V65H41ZM60 66L62 67V64H61ZM75 66H73V67H75ZM95 66H97V65H95ZM105 66H106V65H105ZM118 66H119V65H118ZM132 66H131V67H132ZM138 66H139V65H138ZM138 66H137V69L140 68V67L138 68ZM143 66H145V65H143ZM150 66H149V68H150ZM205 66H206V65H205ZM234 66H235V65H234ZM5 67H6V65H5ZM12 67H13V65L11 66V68H12ZM19 67H21V66H18V68H19ZM67 67H69V66L67 65ZM67 67H66V69L69 70V68H67ZM73 67L70 66V68H73ZM85 67H86V64H85ZM122 67H123V66H122ZM127 67H128V66H127ZM131 67L129 66V68H127V69L130 70ZM135 67H136V66H135ZM152 67H153V66H152ZM152 67H151V68H152ZM240 67H241V66H240ZM3 68H4V65H3ZM3 68H1V70H2ZM9 68H10V67H9ZM21 68H23V66H22ZM21 68H20V70L18 69L19 72H21ZM27 68L29 69V67H26V69H27ZM36 68H37V67H36ZM44 68H45V70H46V67H44ZM63 68H64V66L62 67L61 70H58V68H56V70L62 72ZM75 68H76V67H75ZM87 68H88V67H87ZM91 68H92V67H91ZM96 68H97V67H96ZM98 68H99V67H98ZM98 68H97V69H98ZM104 68H105V67H104ZM117 68H118V67H116V70H119L118 72H120V70H122V69L124 70L125 67H123L122 69H120V68L117 69ZM141 68H142V67H141ZM144 68H145V67H144ZM147 68H148V67H147ZM149 68H148V69H149ZM151 68H150V69H151ZM229 68H230V67H229ZM233 68H234V67H233ZM24 69H25V68H24ZM24 69H23L22 71H24ZM32 69H34V70L36 71L35 68H32ZM52 69H51V70H52ZM59 69H60V68H59ZM66 69H65V71H63V72H66V71H67ZM73 69H74V68H73ZM73 69H72V70H73ZM77 69H78V70H77ZM77 69H76V72H78L79 69H80V70H83V68L81 69V67H78V66H77ZM85 69H86V68H85ZM88 69H89V68H88ZM88 69H87V70H88ZM97 69H96V70H97ZM99 69H100V68H99ZM106 69H107V66H106ZM114 69H115V68H114ZM114 69H112V72H113ZM137 69H136V70H137ZM4 70H5V69H4ZM30 70H31V68H30ZM102 70H103V68H102ZM123 70H122V71H123ZM131 70H134V69H131ZM136 70H134V71H136ZM140 70H141V69H140ZM140 70H139V71H140ZM198 70H199V69H198ZM254 70H255V69H254ZM9 71H10V69H9L8 71H4V72H5V74H6V73L9 72ZM13 71H14V70H13ZM35 71H34V72H35ZM37 71H39V69H38ZM46 71H47V70H46ZM49 71H50V69H49ZM70 71H71V69L69 70V73H71ZM97 71H98V70H97ZM103 71H105V69H104ZM122 71H121L120 73H122ZM134 71H132V74L135 73ZM137 71H138V70H137ZM192 71H193V70H192ZM4 72H3L2 75H4ZM10 72H11V71H10ZM26 72H27V71H26ZM41 72H44V69H42ZM50 72H52V71H50ZM50 72H49V74H50ZM81 72H82V71H81ZM99 72H102V71L100 70ZM107 72H108V71H107ZM107 72H105V73H107ZM221 72H222V71H221ZM1 73H2V72H1ZM31 73H32V72H31ZM35 73H39V72H35ZM46 73H47V72H46ZM46 73H45V74H46ZM54 73H55V71H54ZM57 73H58V72H57ZM57 73H56V74H57ZM72 73H73V72H72ZM72 73H71V74H72ZM74 73H75V70H74ZM74 73H73V74H74ZM103 73H104V72H103ZM123 73L125 74L124 71H123ZM123 73H122V74H123ZM139 73H140V72H139ZM151 73H153V72H151ZM11 74H12V72H11ZM22 74H23V73H22ZM25 74H27V73H24L23 75H25ZM42 74H43V73H42ZM42 74H41V75H42ZM56 74H54V75H56ZM62 74H64V73H62ZM62 74H61V75H62ZM87 74H89V73H87ZM116 74H118V73H116ZM124 74H123V75H124ZM135 74H137V73H135ZM135 74H134V77H135ZM147 74H148V73H147ZM219 74H220V72H219ZM219 74H218V75H219ZM221 74H222V73H221ZM242 74H243V73H242ZM9 75H10V74H9ZM29 75H30V73H29ZM34 75H35V74H34ZM36 75H38V74H36ZM36 75H35V76L32 75V76H33L35 79H37V82H38V79H39L40 76L37 78ZM39 75H40V74H39ZM46 75H47V74H46ZM50 75L53 76V73L50 74ZM57 75L59 76L60 74H57ZM61 75H60V76H61ZM66 75L69 76L68 72H66ZM93 75H94V73H93ZM128 75H130V73H129ZM128 75L126 76V74H125L124 77L127 78ZM143 75H144V74H143ZM150 75H152V74H150ZM6 76H7V75H6ZM19 76H20V73H19ZM19 76H18V77H19ZM52 76H50V77L52 78ZM62 76H63V75H62ZM62 76H61V78L63 79V81L66 80V79H64V78L67 77V76H65V75H64V77H62ZM80 76H81V75H80ZM96 76H97V74H96ZM138 76H139V74H138ZM229 76H230V75H229ZM237 76H238V75H237ZM29 77H30V76H28V78H29ZM88 77H90V76L88 75ZM94 77H95V76H94ZM113 77H114V76H113ZM246 77H247V75H246ZM0 78H1V77H0ZM5 78H6V77H5ZM19 78H22V76L19 77ZM24 78H25V77H24ZM28 78H27V76H26V79H27V80H29L31 77H30L29 79H28ZM43 78L45 79V76H43L42 79H43ZM51 78H50V79H51ZM59 78H60V77H59ZM79 78H80V77H79ZM95 78H98V80L100 79L99 77H95ZM104 78L106 79V77L103 76L102 81L104 80ZM128 78H129V77H128ZM149 78H150V77H149ZM249 78H250V76H249ZM253 78H254V77H253ZM253 78L251 79V81H252V80L254 81ZM1 79H2V78H1ZM9 79H10V76H9ZM12 79H13V78H12ZM26 79H25V80H26ZM40 79H41V78H40ZM48 79H49V78H48ZM48 79H45V80H48ZM53 79H54V78H53ZM80 79H81V78H80ZM86 79H87V78H85V80H83L85 84H86V82H85ZM92 79H93V78H91V80H92ZM115 79H116V77L114 78V80H115ZM132 79H134V78L132 77L131 79L129 78V80H125V81H129V84H130V81H131ZM216 79H217V78H216ZM232 79H233V78H232ZM242 79H243V78H241V80H242ZM20 80H21V79H20ZM27 80H26V81H27ZM55 80H56V78H55ZM55 80H54V81H55ZM57 80H58V78H57ZM57 80H56V81H57ZM72 80H73V79H72ZM106 80H107V79H106ZM134 80H135V79H134ZM210 80H211V79H210ZM6 81H7V80H6ZM6 81H5V83H6ZM26 81H25V82H26ZM32 81H34V83L36 82L35 80H32ZM32 81H31V82H32ZM40 81H41V80H40ZM69 81H71V80H69ZM92 81H93V80H92ZM99 81H100V80H99ZM107 81H108V80H107ZM115 81H116V80H115ZM181 81H182V80H181ZM262 81H263V80H262ZM1 82H2V81H1ZM21 82H22V81H21ZM25 82H24V83H25ZM27 82H28V81H27ZM43 82H44V81H43ZM57 82H59V81H57ZM57 82H55V83H57ZM64 82H65V81H64ZM66 82H68V80H67ZM76 82H77V81H76ZM110 82H112V81L110 80L109 83H110ZM133 82L136 83L135 81H133ZM209 82H210V81H209ZM17 83H18V82H17ZM22 83H23V82H22ZM29 83H30V82H29ZM39 83H40V82H38V84H39ZM48 83H49V82H48ZM51 83H52V82H51ZM55 83H54V84H55ZM59 83H60V82H59ZM62 83H63V82L61 81V84H62ZM72 83L74 84L75 81L72 82ZM82 83H83V82H82ZM91 83H93V82H91ZM104 83H105V80L103 81V83L101 82L100 84L103 85ZM107 83H108V82H107ZM107 83H106V84H107ZM116 83H117V82H116ZM118 83H119V82H118ZM120 83H121V82H120ZM127 83H128V82H126V85H129V84H127ZM206 83H207V82H206ZM3 84H4V83H3ZM7 84H8V83H7ZM44 84H45V83H44ZM54 84H53V85H54ZM66 84H67V83H66ZM66 84H65V85H66ZM68 84H69V83H68ZM73 84H70V85H73ZM77 84H79V83H76V84H74V85H76V87H77ZM94 84H96V83H94ZM132 84H133V83H132ZM259 84H261V82H260ZM26 85H27V84H26ZM48 85H49V84H48ZM55 85H57V84H55ZM65 85H64V86H65ZM70 85H66V87H68V86H70ZM87 85H88V84H87ZM87 85H86V87H87ZM102 85H100V86H102ZM142 85H143V84H142ZM240 85H241V84H240ZM2 86H3V85H2ZM11 86H12V84H11ZM19 86H20V84H19ZM27 86H28V85H27ZM31 86H32V84H31ZM36 86H38V85H35V87H36ZM51 86H52V85H49V87H51ZM94 86H95V85H94ZM97 86H98V85H97ZM107 86H109V84H107ZM107 86H106V87H107ZM135 86H137V84H135ZM140 86H141V85H140ZM20 87H21V86H20ZM40 87H42V86H40ZM45 87H46V86H45ZM49 87H48V88H49ZM53 87H54L53 89H55V86H53ZM58 87H59V86H58ZM58 87H57V88H58ZM70 87H71V86H70ZM70 87H68V88H70ZM83 87L86 88L85 85H83ZM98 87H99V86H98ZM103 87H105V86L103 85V86H102V89H104ZM111 87H112V86H111ZM113 87H114V86H113ZM141 87H142V86H141ZM206 87H207V86H206ZM2 88H3V87H2ZM8 88H9V87H8ZM28 88H31V87H28ZM33 88H34V86H33ZM61 88H62V86H61ZM64 88H65V87H64ZM68 88H67V89H68ZM74 88H75V87H73V89H74ZM78 88H79V85H78ZM78 88H76V89H78ZM203 88H204V87H203ZM13 89H14V88H13ZM24 89H25V88H24ZM40 89L42 90V88H40ZM45 89H46V91H47V88H45ZM49 89H50V88H49ZM49 89H48V90H49ZM67 89L65 88V90H67ZM71 89H72V87H71ZM107 89H109V88H107ZM121 89H122V87H121ZM1 90H3V89H1ZM7 90H8V89H7ZM26 90H27V89H26ZM30 90H33V89H30ZM30 90H29V91H30ZM91 90H92V88H91ZM91 90H90V91H91ZM99 90H101V89H99ZM110 90H111V89H110ZM110 90H109V92H111ZM117 90H118V88H117ZM202 90H203V89H202ZM17 91H19V90H17ZM34 91H36V90H33V93H35ZM37 91H38V90H37ZM57 91H58V90H56V92H57ZM59 91H60V90H59ZM67 91H68V90H67ZM79 91H81V89L78 90V92H79ZM84 91H85V90H84ZM86 91H87V89H86ZM30 92H31V91H30ZM30 92H29V93H30ZM56 92H54V94H55ZM60 92H61V91H60ZM62 92H65V91L62 89ZM71 92H72V91H71ZM75 92H76V90H75ZM78 92H76V93L78 94ZM201 92H202V91H201ZM201 92H200V93H201ZM25 93H26V92H25ZM29 93H28V94H29ZM37 93H39V92H37ZM37 93H36V94H37ZM65 93H66V92H65ZM72 93H74V92H72ZM72 93H71V95H72ZM80 93H81V92H80ZM80 93H79V94H80ZM88 93H89V92H88ZM102 93H103V92H102ZM104 93H105V92H104ZM240 93H241V92H240ZM19 94H20V92H19ZM36 94H35V96H37ZM51 94H52V93H51ZM60 94H61V93H60ZM69 94H70V93H69ZM69 94H68V92H67L66 95H69ZM79 94H78V95H79ZM82 94H83V92H82ZM201 94H202V93H201ZM29 95L31 96L32 93L29 94ZM66 95H65V96H66ZM71 95H70V96H71ZM74 95H75V94H74ZM78 95H77V96H78ZM89 95H90V94H89ZM93 95H95V93H94ZM96 95H99V94L96 93ZM96 95H95V96H96ZM142 95H143V94H142ZM32 96L35 97L34 95H32ZM32 96H31V97H32ZM39 96H40V95H39ZM100 96H101V95H100ZM183 96H185V95H183ZM37 97H38V96H37ZM37 97H35L34 99H37ZM60 97H63V96H60ZM68 97H69V96H68ZM74 97H75V96H74ZM80 97H81V96H79V98H80ZM90 97L93 98L92 95H91ZM90 97H88V98H90ZM102 97H103V96H102ZM147 97H149V96H147ZM206 97H207V96H206ZM44 98L47 99L48 97L46 98V96H44ZM81 98L84 99L83 96H82ZM100 98H101V97H100ZM150 98H151V97H150ZM150 98H148V99H150ZM168 98H169V97H168ZM183 98H184V97H183ZM183 98H182V99H183ZM11 99H12V98H11ZM42 99H43V98H42ZM72 99L75 100L74 98H72ZM93 99H94V98H93ZM163 99H164V98H163ZM233 99H234V98H233ZM236 99H237V98H236ZM9 100H10V99H9ZM39 100H40V99H39ZM59 100H60V99H59ZM91 100H92V99H91ZM94 100H95V99H94ZM120 100H121V99H120ZM151 100L153 101L152 103L154 104V103H155V102H154V99H151ZM151 100H150V101H151ZM43 101H44V100H43ZM51 101H52V99H51ZM77 101H78V100H77ZM77 101H75V102H77ZM87 101H88V99H87ZM96 101H97V100H96ZM96 101H95V102H96ZM176 101H177V100H176ZM180 101H181V100H180ZM190 101H191V99H190ZM195 101H196V100H195ZM205 101H206V102H205V104H206V103H207V100H205ZM208 101H209V100H208ZM234 101H235V100H234ZM88 102H90V101H88ZM93 102H94V101H93ZM156 102H157V101H156ZM32 103H34V102H32ZM32 103H31V104H32ZM35 103H36V102H35ZM91 103H92V102H91ZM91 103H90V104H91ZM143 103H144V102H143ZM189 103H191V102H189ZM5 104H6V103H5ZM5 104H4V105H5ZM74 104H75V103H74ZM90 104H88V105H90ZM97 104H98V103H97ZM168 104L170 105V103H168ZM80 105H81V103H80ZM83 105H84V104L82 103L81 106H83ZM151 105H152V104H151ZM181 105H182V104H181ZM189 105H190V104H189ZM203 105H204V104H203ZM203 105H202V106H203ZM236 105H237V104H236ZM45 106H46V105H45ZM81 106H80V107H81ZM102 106H103V105H102ZM153 106H154V105H153ZM157 106H158V105H157ZM171 106H172V105H171ZM9 107H10V106H9ZM83 107H84V106H83ZM83 107H81V108H83ZM88 107H91V105L88 106ZM161 107H162L161 109L164 108L163 106H161ZM7 108H8V107H7ZM63 108H64V106H63ZM63 108H61V111L63 110ZM72 108H73V107H72ZM74 108H75V107H74ZM78 108H79V107H78ZM84 108H85L86 111H87L86 105H85ZM84 108H83V110H84ZM96 108H97V109H96ZM99 108H100V107H95V108H94L93 106L91 107V109H94V110H95V109L98 110ZM177 108H178V107H177ZM202 108H203V107H202ZM5 109H6V107H5ZM64 109H65V108H64ZM107 109H108V108H107ZM145 109H147V107H146ZM150 109H151V108H150ZM152 109H153V107H152ZM6 110H7V109H6ZM94 110H93V111H94ZM96 110H95V111H96ZM113 110H114V109H113ZM174 110H175V108H174ZM179 110H180V109H179ZM201 110H202V109H201ZM9 111H10V110H9ZM31 111H32V110H31ZM47 111H48V110H47ZM58 111H59V110H58ZM63 111H64V110H63ZM67 111H68V110H67ZM67 111H65V112L67 113ZM70 111H71V110H70ZM86 111H84V112H86ZM91 111H92V110H91ZM102 111H103V110H102ZM175 111H176V110H175ZM11 112H12V111H11ZM42 112H44V111H42ZM84 112L82 111V113H84ZM103 112H104V111H103ZM108 112H109V111H108ZM112 112H113V111H112ZM120 112H121V111H119V113L117 112V114L120 115ZM150 112H153V111L151 110ZM150 112L148 111L149 114H150ZM202 112H203V111H202ZM202 112H201V113H202ZM44 113H45V115H46V112H44ZM59 113H60V111H59ZM70 113H71V112H70ZM87 113H90V111L87 112ZM87 113H86V114H87ZM95 113L98 114L99 112H95ZM101 113H102V112H101ZM101 113H100L99 115H101ZM109 113L111 114V112H109ZM114 113H116V112H114ZM114 113H112V115H113ZM144 113L147 114V112H144ZM144 113H143V116H144ZM153 113H154V112H153ZM191 113H192V112H191ZM55 114H56V113H54V115H55ZM79 114H81L80 111H79ZM86 114H85V115H86ZM92 114H94V113H92ZM97 114H96V115H97ZM106 114H107V113H106ZM127 114H128V113H127ZM140 114H142V113L140 112ZM151 114H152V113H151ZM33 115H34V114H33ZM41 115H42V114H41ZM58 115H59V114H58ZM63 115H64V114H63ZM66 115H67V114H66ZM82 115H83V114H81L80 116L82 117ZM90 115H91V114H90ZM102 115H103V114H102ZM104 115H105V113H104ZM104 115H103V116H104ZM122 115H123V112H122ZM147 115H148V114H147ZM156 115H158V114H156ZM193 115H194V114H193ZM193 115H192V116H193ZM55 116H56V115H55ZM67 116H68V115H67ZM71 116H72V115H71ZM91 116H92V115H91ZM93 116H94V115H93ZM110 116H111V115H109V117H110ZM115 116H116V115L114 114V117H115ZM120 116H121V115H120ZM150 116H151V115H150ZM167 116H168V115H167ZM176 116H177V115H176ZM189 116H190V115H189ZM9 117H10V116H9ZM60 117H61V116H60ZM62 117H63V116H62ZM64 117H65V116H64ZM64 117H63V118H64ZM75 117H76V116H75ZM97 117H98V115H97ZM105 117H106V115H105ZM156 117H157V116H156ZM179 117H180V116H179ZM202 117H203V116H202ZM248 117H249V116H248ZM0 118H1V117H0ZM6 118H7V117H6ZM35 118H36V117H34V120H35ZM57 118H58V117H57ZM63 118H62V119H63ZM70 118H71V117H70ZM72 118H73V117H72ZM79 118H80V117H79ZM106 118H107V117H106ZM119 118H120V117H119ZM144 118H145V116H144ZM177 118H178V117H177ZM183 118H184V117H183ZM199 118H200V117H199ZM12 119H14V118H12ZM59 119H60V118H59ZM82 119H83V117H82ZM82 119H81V120H82ZM84 119H85V117H84ZM102 119H103V118L101 117V120H102ZM111 119H112V118H111ZM6 120H7V119H6ZM15 120H16V119H15ZM37 120H38V119H37ZM37 120H36V121H37ZM53 120H54V119H53ZM53 120H51V121H53ZM79 120H80V119H79ZM79 120H78V121H79ZM85 120H86V119H85ZM87 120H88V119H87ZM89 120H90V119H89ZM89 120H88V121H89ZM98 120H99V119H98ZM103 120H105V119H103ZM109 120H110V118H109ZM169 120H170V119H169ZM252 120H253V119H252ZM4 121H5V120H4ZM60 121H61V120H60ZM94 121H95V120H94ZM96 121H97V118H96ZM110 121H111V120H110ZM114 121L117 122L116 119H115ZM118 121H119V119H118ZM120 121H121V120H120ZM171 121H173V120H171ZM257 121H258V123L260 122L259 119H258ZM257 121H256V122H257ZM37 122H38V121H37ZM56 122H58V121L56 120ZM66 122H67V121H66ZM82 122H83V121H82ZM85 122H86V121H85ZM92 122H93V121H91V123H92ZM97 122H98V121H97ZM111 122H112V121H111ZM116 122H115V123H116ZM126 122H127V121H126ZM45 123H46V122H45ZM71 123H72V122H71ZM75 123H76V122H75ZM83 123H84V122H83ZM122 123H123V121H122ZM124 123H125V122H124ZM26 124H27V123H26ZM58 124H59V123H58ZM86 124H87V123H86ZM86 124H84V125H86ZM88 124H89V123H88ZM88 124H87V126H88ZM96 124H97V123H96ZM103 124H104V123H103ZM109 124H110V123H109ZM130 124H131V123H130ZM130 124H127V123H126V124H124V125H125V126L127 125V126L129 127ZM164 124H165V123H164ZM28 125H29V124H28ZM37 125H38V124H37ZM54 125H55V124H54ZM60 125H61V124H60ZM60 125H59V126H60ZM76 125H77V124H76ZM92 125H93V123H92ZM117 125H118V124H117ZM117 125H115V126L117 127ZM119 125H120V127H118V128H120L119 130L122 131L123 128L121 129V127H123V126H121L122 124H119ZM119 125H118V126H119ZM157 125H158V124H157ZM258 125H259V124H258ZM48 126H49V125H48ZM125 126H124V127H125ZM127 126H126V127H127ZM153 126H154V125H153ZM193 126H194V125H193ZM221 126H222V124H221ZM260 126H262V125H260ZM44 127H45V126H44ZM84 127H85V126H84ZM84 127H83V128H84ZM92 127H93V126H92ZM131 127H132V126H130V128H131ZM212 127H213V126H212ZM53 128H55V127H53ZM58 128H60V127H58ZM62 128H63V127H62ZM64 128H65V127H64ZM73 128H74V126H73ZM95 128H96V127H95ZM99 128H100V127H99ZM102 128H103V127H102ZM138 128H139V127H138ZM193 128H194V127H193ZM222 128H223V127H222ZM261 128H262V127H261ZM5 129H7V128H5ZM22 129H23V128H22ZM46 129H47V128H46ZM71 129H72V128H71ZM90 129H91V128H90ZM93 129H94V128H93ZM113 129H114V128H113ZM113 129H111V131H112ZM125 129H126V128H125ZM17 130H18V129H17ZM25 130H26V129H24L23 132H24ZM50 130H51V129H50ZM64 130H65V129H64ZM76 130H77V129H76ZM84 130H85V129H84ZM86 130H87V129H86ZM86 130H85V131H86ZM94 130H95V129H94ZM105 130H106V129H105ZM109 130H110V129H109ZM109 130H108V131H109ZM115 130H116V128H115ZM117 130H118V129H117ZM126 130L128 131V128H127ZM126 130H125V131H126ZM134 130H135V129H134ZM138 130H139V129H138ZM205 130H206V129H204L203 132H205ZM207 130H208V129H207ZM8 131H9V130H8ZM14 131H15V129H14ZM39 131H40V130H39ZM39 131H38V132H39ZM91 131H92V130H91ZM100 131H101V130H100ZM103 131H104V130H103ZM111 131H110V132H111ZM121 131H120V132H121ZM188 131H189V129H188ZM69 132H70V131H69ZM88 132H89V131H88ZM113 132H116V131L113 130ZM122 132H124V131H122ZM122 132H121V133H122ZM128 132H130V130H129ZM84 133H85V132H84ZM84 133H83V134H84ZM89 133H92V132H89ZM89 133H87V134H89ZM126 133H127V132H126ZM131 133H132V132H131ZM131 133H130V134H131ZM0 134H1V133H0ZM2 134H3V133H2ZM4 134H5V133H4ZM20 134H22V133H20ZM47 134H48V133H47ZM65 134H66V133H65ZM87 134H85V136H86ZM93 134H94V133H93ZM99 134H100V133H99ZM102 134H103V132H102ZM105 134H107V133H105ZM108 134H109V133H108ZM114 134H116V133H114ZM114 134H113V135H114ZM124 134H125V133H124ZM143 134H144V133H143ZM143 134H142V135H143ZM166 134H167V133H166ZM166 134H165V135H166ZM255 134H256V133H255ZM15 135H16V134H15ZM30 135H31V134H30ZM39 135H40V134H39ZM119 135H120V134H119ZM127 135H128V133H127ZM127 135H124V136H127ZM200 135H201V134H200ZM202 135H203V134H202ZM204 135H205V134H204ZM16 136H17V135H16ZM33 136H36V135H31V137H33ZM40 136H41V135H40ZM90 136H92V135H90ZM90 136H87V138L90 137ZM96 136H97V135H96ZM104 136H105V135H104ZM104 136H103V137H104ZM110 136L112 137V135H110ZM116 136H117V135H116ZM116 136H115V137H116ZM124 136H122V138H124ZM252 136H253V135H252ZM8 137H9V135H8ZM61 137H62V136H61ZM103 137L101 136V138H103ZM115 137H114V138H115ZM120 137H121V136H120ZM129 137H130V136H129ZM129 137H126V138L128 139ZM146 137H147V135H146ZM163 137H164V136H163ZM36 138H37V137H36ZM70 138H71V137H70ZM80 138H81V137H80ZM80 138H79V139H80ZM85 138H86V137H85ZM96 138H97V137H96ZM96 138H93L92 141L90 140V139H92V138H90L89 140H90L91 142H90V141H89V142L92 144V142H93L94 140H96ZM101 138H100V139H101ZM122 138H119V137H118V141L121 140ZM131 138H132V137H131ZM55 139H56V138H55ZM100 139H99V140H100ZM109 139L111 140V138H109ZM129 139H130V138H129ZM179 139H181V138H179ZM188 139H189V138H188ZM62 140H63V139H62ZM73 140H75V139L73 138ZM123 140H124V139H123ZM137 140H138V138H137ZM142 140H143V139H142ZM49 141H50V143H51V140H49ZM56 141H57V140H56ZM80 141H83V139L80 140ZM80 141H78V142L80 143ZM116 141H117V138H116V140L114 141V143H116ZM124 141H125V140H124ZM132 141H133V140H132ZM134 141H135V140H134ZM256 141H257V140H256ZM24 142H25V141H24ZM74 142H75V141L72 142V145L74 144ZM76 142H77V141H76ZM78 142H77V144H78ZM94 142H95V141H94ZM96 142H97V141H96ZM107 142H108V141H107ZM112 142H113V141H112ZM112 142H111V143H112ZM120 142H121V141H120ZM120 142H119V143H120ZM127 142H128V140H127ZM66 143H67V141H66L64 144H66ZM70 143H71V142H70V140H69V144H70ZM99 143H100V142H99ZM99 143H98V144H99ZM103 143H104V142H103ZM124 143H126V141H125ZM131 143H132V142H131ZM131 143H130V144H131ZM135 143H136V142H135ZM179 143H180V142H179ZM24 144H26V143H24ZM24 144H23V145H24ZM48 144H49V143H48ZM64 144H63V145H64ZM75 144H76V143H75ZM77 144H76V146H78ZM95 144H96V143H95ZM100 144H102V143H100ZM104 144L107 145L106 142H105ZM128 144H129V143H128ZM184 144H186V143H184ZM5 145H6V144H5ZM67 145H68V144H67ZM67 145H66V146H67ZM82 145H83V144H82ZM84 145H85V144H84ZM89 145H90V144H89ZM105 145H104V146H105ZM110 145H111V144H110ZM115 145H116V147H117L118 145H121V144H115ZM182 145H183V144H182ZM0 146H1V145H0ZM31 146H32V145H31ZM64 146H65V145H64ZM70 146H71V145H69L68 147H70ZM73 146H74V145H73ZM97 146H98V145H97ZM126 146H127V144H126ZM126 146H124V148H125ZM130 146H131V145H130ZM142 146H143V145H142ZM194 146H195V145H194ZM92 147H93V145H92ZM95 147H96V146H95ZM120 147H123V146H122V145L119 146V149H120ZM146 147H147V146H146ZM156 147H157V146H156ZM181 147H182V146H181ZM181 147H180V148H181ZM192 147H193V146H192ZM229 147H230V146H229ZM11 148H13V145H12ZM23 148H24V147H23ZM72 148H73V147H72ZM72 148H71V149H72ZM74 148L77 149L78 147H74ZM79 148H80V147H79ZM81 148H83V147H81ZM81 148H80V149H81ZM101 148H102V145H101ZM101 148H99V149H101ZM117 148H118V147H117ZM127 148H128V147H127ZM139 148H141V147H139ZM15 149H16V148H15ZM95 149H96V148H95ZM103 149H104V147H103ZM108 149H109V145H108ZM111 149H112V148H111ZM119 149H118V150H119ZM185 149H186V148H185ZM33 150H34V149H33ZM45 150H46V149H45ZM45 150H44V151H45ZM68 150H69V148H68ZM72 150H73V149H72ZM81 150H82V149H81ZM86 150H87V149H86ZM91 150H92V149H91ZM96 150H97V149H96ZM112 150H115V146H114V149H112ZM121 150H122V148H121ZM121 150H119V151H121ZM126 150H127V149H126ZM228 150H229V149H228ZM1 151H3V150L1 149ZM5 151H6V150H4L3 152H5ZM70 151H71V150H70ZM82 151H83V150H82ZM88 151H89V150H88ZM99 151H100V150H99ZM103 151H104V150H103ZM129 151H130V150H129ZM194 151H195V150H194ZM16 152H18V151H16ZM72 152H73V151H72ZM75 152H76V151H75ZM84 152H85V150H84ZM104 152H105V151H104ZM111 152H114V151H111ZM111 152H110V153H111ZM159 152H160V150H159ZM225 152H226V151H225ZM0 153H1V152H0ZM28 153H29V152H28ZM34 153H35V152H33L32 154L34 155ZM41 153H42V151H41ZM41 153H40V154H41ZM52 153H53V152H52ZM59 153H60V152H59ZM66 153H67V152H66ZM95 153H96V152H95ZM107 153H108V152H107ZM107 153H103V154H107ZM110 153H109V154H110ZM117 153H118V151H117ZM119 153H121V152H119ZM125 153H126V152H125ZM161 153H162V152H161ZM43 154H44V153H43ZM88 154H89V153H88ZM90 154H91V153H90ZM96 154H97V153H96ZM98 154H99V153H98ZM103 154H101V155L103 156ZM115 154H116V153H115ZM122 154H124V153H122ZM128 154H129V153H128ZM128 154H127V155H128ZM173 154H174V153H173ZM10 155H11V154H10ZM28 155H29V154H28ZM28 155H27V156H28ZM78 155H79V153H78ZM175 155H176V154H175ZM196 155H197V154H196ZM219 155H220V154H219ZM219 155H218V156H219ZM36 156H37V155H35V157H36ZM43 156H44V155H43ZM46 156H47V155H46ZM52 156H53V155H52ZM90 156H93V155H90ZM102 156L100 157L101 161L104 160V159L102 158ZM105 156H106V155H105ZM108 156H109V155H108ZM112 156H114V155H112ZM115 156H116V155H115ZM123 156H124V155H123ZM134 156H135V155H134ZM139 156H140V155H139ZM139 156H138V157H139ZM0 157H1V156H0ZM9 157H10V156H9ZM41 157H42V156H41ZM47 157H49V155H48ZM50 157H51V155H50ZM54 157H55V155H54ZM54 157H53V158H54ZM77 157L79 158V156H77ZM80 157H81V156H80ZM87 157H89V156H87ZM87 157H86V158H87ZM95 157H99V156H95ZM128 157H129V156H128ZM30 158H33L32 155H31ZM64 158H65V157H64ZM74 158H75V157H74ZM105 158H106V157H105ZM121 158H124V157H121ZM130 158H131V157H130ZM173 158H174V157H173ZM176 158H177V157H176ZM2 159H3V158H2ZM17 159H18V158H17ZM45 159H46V157H45ZM50 159H51V158H50ZM50 159L48 158V160H50ZM68 159H69V158H68ZM75 159H76V158H75ZM83 159H84V157H83ZM111 159H112V158H111ZM126 159H127V158H126ZM133 159H134V158H133ZM135 159H136V158H135ZM3 160H5V159H3ZM18 160H19V159H18ZM26 160H27V159H26ZM81 160H82V158H81ZM107 160H108V159H107ZM127 160H128V159H127ZM172 160H173V159H172ZM5 161H7V160H5ZM31 161H33V160H31ZM86 161L89 162V160H86ZM101 161H100V162H101ZM195 161H196V160H195ZM24 162H25V161H24ZM41 162H43V161L41 160ZM45 162H46V161H45ZM74 162H76V161H74ZM74 162H73V163H74ZM98 162H99V161H98ZM100 162H99V163H100ZM132 162H133V161H132ZM22 163H23V162H22ZM99 163H98V164H99ZM117 163H119V162H117ZM117 163H116V164H117ZM121 163H122V162H121ZM184 163H185V162H184ZM1 164H2V163H1ZM41 164H42V163H41ZM77 164H78V163H77ZM86 164H87V163H86ZM104 164H105V163H104ZM109 164H110V163H109ZM2 165H3V164H2ZM72 165H73V164H72ZM93 165H94V163H93ZM102 165H103V164H102ZM114 165H115V164H114ZM15 166H17V164H16ZM55 166H56V165H55ZM84 166H85V165H84ZM89 166H90V165H89ZM165 166H166V165H165ZM5 167H6V166H5ZM30 167H31V166H30ZM41 167H42V166H41ZM51 167H52V166H51ZM87 167H88V165H87ZM97 167H98V166H97ZM101 167H103V166H101ZM101 167H100V164H99V167H98V168H101ZM136 167H137V165H136ZM176 167H177V166H176ZM3 168H4V166H3ZM34 168H35V167H34ZM73 168H74V167H73ZM91 168H92V167H91ZM93 168H94V167H93ZM105 168H106V167H105ZM107 168H110V167L108 166ZM107 168H106V169H107ZM114 168H115V167H114ZM124 168H125V167H124ZM179 168H180V167H179ZM52 169H53V168H52ZM95 169H96V168H95ZM101 169H102V168H101ZM117 169H118V168H117ZM67 170L69 171V169H67ZM96 170H97V169H96ZM110 170H111V169H110ZM144 170H145V169H144ZM163 170H165V169H163ZM19 171H20V170H19ZM32 171H33V170H32ZM115 171H116V170H115ZM0 172H1V171H0ZM16 172H18V171L16 170ZM27 172H28V174L30 173L29 171H27ZM51 172H52V171H51ZM56 172H57V171H56ZM103 172H104V171H103ZM138 172H139V171H138ZM138 172H137V173H138ZM24 173H25V172H24ZM24 173H23V174H24ZM94 173H95V171H94ZM114 173H115V172H114ZM116 173H117V172H116ZM147 173H148V172H147ZM149 173H150V172H149ZM156 173H157V172H156ZM175 173H176V172H175ZM6 174H7V173H6ZM11 174H12V173H11ZM11 174H10V175H11ZM20 174H21V173H20ZM23 174H22V175H23ZM38 174H40V173H38ZM102 174H103V173H102ZM106 174H107V173H106ZM112 174H113V173H112ZM133 174H134V173H133ZM144 174H146V173H144ZM193 174H195V173H193ZM26 175H27V174H26ZM26 175H25V176H26ZM31 175H32V174H31ZM89 175H90V174H89ZM104 175H105V174H104ZM104 175H103V176H104ZM139 175H140V174H139ZM146 175H147V174H146ZM196 175H197V174H196ZM20 176H21V175H20ZM46 176H47V175H46ZM51 176H52V174H51ZM51 176H50V177H51ZM101 176H102V175H101ZM103 176H102V177H103ZM26 177H27V176H26ZM30 177H31V176H30ZM96 177H97V176H96ZM112 177H113V176H112ZM126 177H127V176H126ZM147 177H151V176H147ZM147 177H146V178H147ZM11 178H12V177H11ZM113 178H114V177H113ZM161 178H162V177H161ZM14 179H15V178H13V180H14ZM19 179H20V178H19ZM26 179H27V178H26ZM26 179H24V181H26ZM29 179H30V178H29ZM47 179H48V178H47ZM102 179H103V178H102ZM127 179H128V178H127ZM171 179H172V178H171ZM171 179H170V180H171ZM202 179H203V178H202ZM109 180H110V179H109ZM117 180H118V179H117ZM131 180H132V179H131ZM139 180H140V178H139ZM16 181H17V180H16ZM21 181H22V180H21ZM44 181H45V180H44ZM99 181H100V180H99ZM141 181H142V179H141ZM150 181H151V180H150ZM10 182H11V181H10ZM10 182H8V183H10ZM19 182H20V181H19ZM51 182H52V181H51ZM97 182H98V181H97ZM174 182H175V181H174ZM21 183H22V182H21ZM33 183H34V182H33ZM125 183L127 184L126 181H125ZM133 183H134V181H133ZM170 183H171V182H170ZM4 184H5V182H4ZM18 184H19V183H18ZM201 184H202V183H201ZM221 184H222V183H221ZM0 185H1V183H0ZM11 185H12V183H11ZM19 185H20V184H19ZM54 185H55V184H54ZM124 185H125V184H124ZM128 185H129V184H128ZM154 185H155V184H154ZM175 185H176V184H175ZM189 185H190V184H189ZM20 186H21V185H20ZM20 186H19V187H20ZM80 186H81V185H80ZM96 186H97V185H96ZM141 186H142V185H141ZM2 187H3V185H2ZM21 187H22V186H21ZM106 187H107V186H106ZM106 187H105V188H106ZM108 187H109V186H108ZM108 187H107V188H108ZM114 187H115V186H114ZM188 187H189V186H188ZM240 187H241V185H240ZM128 188H129V187H128ZM162 188H163V187H162ZM192 188H193V187H192ZM216 188H217V187H216ZM6 189H7V188H6ZM15 189H17V188H15ZM18 189H19V188H18ZM22 189H23V188H22ZM141 189H142V188H141ZM151 189H152V188H151ZM3 190H5V187H4ZM53 190H54V189H53ZM110 190H112V189H110ZM110 190H109V191H110ZM119 190H120V189H119ZM126 190H127V189H126ZM155 190H156V189H155ZM157 190H158V189H157ZM157 190H156V192H157ZM259 190H260V189H259ZM22 191H23V190H22ZM27 191H28V190H27ZM29 191H30V190H29ZM29 191H28V192H29ZM137 191H138V190H137ZM149 191H150V189H149ZM151 191H152V190H151ZM151 191H150V192H151ZM3 192H4V191H3ZM3 192H2V193H3ZM112 192H113V191H112ZM139 192H140V191H139ZM147 192H148V191H147ZM0 193H1V192H0ZM2 193H1V194H2ZM11 193H14V192H11ZM57 193H58V192H57ZM145 193H146V192H145ZM145 193H144V194H145ZM215 193H216V192H215ZM218 193H219V192H218ZM3 194H4V193H3ZM3 194H2V196H3ZM54 194H56V193H54ZM119 194H121V193H119ZM147 194H148V193H147ZM151 194H152V192H151ZM184 194H185V193H184ZM189 194H190V193H189ZM197 194H198V193H197ZM219 194H220V193H219ZM5 195H6V194H5ZM17 195H18V193H17ZM22 195H23V194H22ZM26 195H27V194H26ZM154 195H155V194H154ZM192 195H193V194H192ZM215 195H216V194H215ZM246 195H247V194H246ZM11 196H12V194H11ZM11 196H9V197H10V198H13V196H12V197H11ZM135 196H136V195H135ZM145 196H146V195H144L143 197L145 198ZM218 196H219V195H218ZM235 196H236V195H235ZM14 197H16V196H14ZM28 197H29V196H28ZM143 197H142V198H143ZM159 197H160V196H159ZM2 198H4V197H2ZM10 198H9V199H10ZM31 198H32V197H31ZM114 198H115V197H114ZM152 198L155 199L154 197H152ZM189 198H190V197H189ZM195 198H196V197H195ZM195 198H194V199H195ZM222 198H223V196H222ZM231 198H232V197H231ZM5 199H6V198H5ZM9 199H8V200H9ZM201 199H202V198H201ZM241 199H242V198H241ZM257 199H258V198H257ZM0 200H1V199H0ZM12 200H13V199H12ZM31 200H32V199H31ZM156 200H157V199H156ZM180 200H181V199H180ZM203 200H204V199H203ZM220 200H221V199H220ZM222 200H223V199H222ZM250 200H251V199H250ZM51 201H52V200H51ZM54 201H55V200H54ZM133 201H135V200H133ZM239 201H240V200H239ZM259 201H261V200H259ZM107 202H108V201H107ZM252 202H253V201H252ZM4 203H5V202H4ZM6 203H7V201H6ZM108 203H109V202H108ZM117 203H118V202H117ZM15 204H16V203H15ZM41 204H42V203H41ZM45 204H46V203H45ZM114 204H115V203H114ZM114 204H113V205H114ZM125 204H126V203H125ZM154 204H155V203H154ZM186 204H187V203H186ZM190 204H191V203H190ZM65 205H66V203H65ZM122 205H123V204H122ZM168 205H169V204H168ZM231 205H232V204H231ZM13 206H15V205L13 204ZM164 206H165V205H164ZM208 206H209V205H208ZM243 206H244V205H243ZM2 207H3V205H2ZM10 207H11V206H10ZM17 207H18V206H17ZM127 207H128V206H127ZM191 207H192V206H190V208H191ZM240 207H241V206H240ZM254 207H255V206H254ZM258 207H259V206H258ZM11 208H12V207H11ZM234 208H235V207H234ZM250 208H251V207H250ZM259 208H261V207H259ZM2 209H3V208H2ZM12 209L14 210V208H12ZM94 209H95V208H94ZM115 209H116V208H115ZM125 209H126V207H125ZM135 209H136V208H135ZM5 210H8V209H5ZM16 210H17V209H16ZM123 210H124V209H123ZM123 210H122V211H123ZM170 210H171V209H170ZM0 211H1V210H0ZM22 211H24V210H21L20 213H22ZM119 211L121 212V210H119ZM166 211H167V210H166ZM253 211H254V209H253ZM253 211H252V212H253ZM18 212H19V211H18ZM206 212H207V211H206ZM7 213H8V212H7ZM9 213L11 214V212H9ZM28 213H29V212H28ZM215 213H216V212H215ZM259 213H260V211H259ZM4 214H5V213H4ZM114 214H115V213H114ZM126 214H127V213H126ZM130 214H131V213H130ZM137 214H138V213H137ZM208 214H209V213H208ZM242 214H243V213H242ZM242 214H241V215H242ZM1 215H2V212H1ZM6 215H7V214H6ZM44 215H45V214H44ZM63 215H64V214H63ZM66 215H67V214H66ZM249 215H250V214H249ZM26 216H27V215H26ZM72 216H73V215H72ZM105 216H106V215H105ZM4 217H5V216H4ZM10 217H11V216H10ZM30 217H31V216H30ZM95 217H96V216H95ZM134 217H135V215H134ZM191 217H192V216H191ZM213 217H214V216H213ZM247 217H248V216H247ZM250 217H251V216H250ZM259 217H260V216H259ZM0 218H1V217H0ZM14 218H15V217H14ZM52 218H53V217L51 216V219H52ZM135 218H136V217H135ZM3 219H4V218H3ZM10 219H11L12 223L15 222V221L13 222L14 219L12 220V218H9V220H10ZM24 219H25V218H24ZM72 219H73V217H72ZM132 219H133V218H132ZM197 219H198V218H197ZM203 219H205V218H203ZM247 219H248V218H247ZM198 220H200V219H198ZM242 220H243V219H242ZM255 220H256V219H255ZM6 221H8V219H7ZM19 221H20V220H19ZM29 221H30V220H29ZM39 221H40V220H39ZM48 221H49V219H48ZM143 221H144V220H143ZM210 221H211V220H210ZM222 221H223V220H222ZM228 221H229V220H228ZM51 222H52V220H51ZM78 222H79V221H78ZM97 222H98V221H97ZM97 222H96L95 224H97ZM166 222H167V221H166ZM188 222H189V221H188ZM188 222H187V223H188ZM244 222H245V221H244ZM15 223H16V222H15ZM17 223H18V222H17ZM30 223H32V222H30ZM30 223H29V225H30ZM46 223H47V222H46ZM73 223H74V222H73ZM185 223H186V222H185ZM199 223H200V222H199ZM201 223H203V222H201ZM252 223H253V222H252ZM24 224H25V223H24ZM32 224H33V223H32ZM32 224H31V225H32ZM91 224H92V223H91ZM134 224H136V223H134ZM158 224H159V223H158ZM158 224H157V225H158ZM225 224H226V223H225ZM0 225H1V223H0ZM18 225H20V223H19ZM21 225H23V224H21ZM21 225H20V226H15L14 224H12V227L15 226L14 228L17 227V229H18L19 227H21ZM51 225H52V224H51ZM57 225H58V224H57ZM124 225H125V224H124ZM154 225H155V224H154ZM154 225H153V226H154ZM167 225H168V223H167ZM167 225H166V227H167ZM184 225H185V224H184ZM184 225H183V226H184ZM186 225H187V224H186ZM199 225H200V224H199ZM245 225H246V224H245ZM6 226H7V225H6ZM46 226H47V225H46ZM46 226H45V227H46ZM53 226H54V223H53ZM55 226H56V225H55ZM55 226H54V227H55ZM161 226H162V225H161ZM220 226H221V225H220ZM237 226H239V225H237ZM1 227H3V226H1ZM26 227H27V226H26ZM26 227H25V228H26ZM41 227H42V226H41ZM45 227H44V228H45ZM89 227H90V226H89ZM156 227H157V226H156ZM177 227H178V226H177ZM185 227H186V226H185ZM197 227H198V226H197ZM245 227H246V226H245ZM23 228H24V226H23ZM23 228H22V229H23ZM50 228H51V227H50ZM61 228H62V227H61ZM95 228H96V225H95ZM110 228H111V227H110ZM110 228H109V229H110ZM133 228H134V227H133ZM142 228H143V227H142ZM146 228H147V227H146ZM154 228H155V227H154ZM164 228H165V227H164ZM168 228H169V227H168ZM199 228H200V227H199ZM259 228H260V227H259ZM4 229H6V228H4ZM20 229H21V228H20ZM29 229H30V228H29ZM48 229H49V228H48ZM52 229H53V228H52ZM56 229H57V228H56ZM56 229H55V230H56ZM93 229H94V228H93ZM96 229H97V228H96ZM155 229H157V228H155ZM155 229H154V230H155ZM179 229H180V228H179ZM1 230H2V229H1ZM1 230H0V231H1ZM37 230H39V228H38ZM41 230H42V229H41ZM55 230H54V231H55ZM115 230H116V229H114V231H115ZM139 230H140V229H139ZM141 230H142V229H141ZM160 230H161V229H160ZM167 230H168V229H167ZM167 230H166V231H167ZM239 230H240V229H239ZM8 231H9V230H8ZM25 231H28V229L25 230ZM35 231H36V229H35ZM48 231H49V230H48ZM70 231H71V230H70ZM70 231H69V233H70ZM92 231H93V230H92ZM92 231H91V232H92ZM107 231H108V230H107ZM164 231H165V230H164ZM172 231H173V230H172ZM172 231H171V232H172ZM220 231H221V230H220ZM223 231H224V230H223ZM19 232H20V230H19ZM89 232H90V231H89ZM116 232H117V231H116ZM157 232H158V231H157ZM232 232H233V230H232ZM0 233H1V232H0ZM21 233H22V232H21ZM53 233H54V232H53ZM53 233H52V234H53ZM94 233H95V232H94ZM99 233H100V232H99ZM102 233H103V232H102ZM104 233H105V232H104ZM106 233H107V232H106ZM151 233H152V232H151ZM166 233H167V232H166ZM169 233H170V232H169ZM4 234H5V233H4ZM35 234H36V232H35ZM46 234L48 235V233H46ZM76 234H77V233H76ZM115 234H116V233H115ZM129 234H130V233H129ZM133 234H134V233H133ZM249 234H250V233H249ZM44 235H45V234H44ZM54 235H55V234H54ZM60 235H61V234H60ZM92 235H93V234H92ZM104 235H105V234H104ZM138 235H141V234H138ZM158 235H159V233H158ZM188 235H189V234H188ZM206 235H207V233H206ZM22 236H24V234H23ZM26 236H28V235H26ZM45 236H46V235H45ZM45 236H43V237H45ZM101 236H102V235H101ZM112 236H113V234H112ZM112 236H110V237H112ZM115 236H116V235H115ZM155 236H156V235H155ZM7 237H8V236H7ZM28 237H29V236H28ZM43 237H42V238H43ZM50 237H51V236H50ZM106 237H107V236H106ZM106 237H105V238H106ZM110 237H109V238H110ZM125 237H126V236H125ZM150 237H151V236H150ZM167 237H168V235H167ZM0 238H2V237H0ZM60 238H61V237H60ZM60 238H59V239H60ZM103 238H104V237H103ZM112 238H113V237H112ZM132 238H133V237H132ZM141 238H142V237H141ZM239 238H240V237H239ZM243 238H244V237H243ZM4 239H5V238H4ZM4 239H3V240H4ZM26 239H27V237H26ZM49 239H50V238H49ZM70 239H71V238H70ZM75 239H77V238H75ZM123 239H124V238H123ZM142 239H143V238H142ZM152 239H154V238H152ZM186 239H187V238H186ZM190 239H191V237H190ZM216 239H217V238H216ZM3 240H2V241H3ZM44 240H45V239L43 238V241H44ZM73 240H74V239H73ZM143 240H146V239H143ZM147 240H148V239H147ZM147 240H146V241H147ZM211 240H212V239H211ZM226 240H227V239H226ZM5 241H7V240H5ZM15 241H16V240H15ZM94 241H97V238H96V239L94 238ZM108 241H109V239H108ZM117 241H118V240H117ZM121 241H122V240H121ZM208 241H210V240H208ZM217 241H218V239H217ZM221 241H222V240H221ZM234 241H236V240H234ZM251 241H252V240H251ZM7 242H8V241H7ZM38 242H39V241H38ZM40 242H42V241H40ZM67 242H68V241H67ZM74 242H75V241H74ZM91 242H92V241H91ZM153 242H154V241H153ZM175 242H176V241H175ZM182 242H183V241H182ZM46 243H47V242H46ZM118 243H119V241H118ZM237 243H238V242H237ZM3 244H4V243H3ZM17 244H18V243H17ZM40 244H42V243H40ZM68 244H69V243H68ZM90 244H91V243H90ZM108 244H109V243H108ZM119 244H120V243H119ZM169 244H170V243H169ZM232 244H233V243H232ZM44 245H45V241H44ZM93 245H94V244H93ZM110 245H111V244H110ZM124 245H126V244H124ZM219 245H220V244H219ZM5 246H6V244H5ZM37 246H38V245H37ZM53 246H54V245H53ZM112 246H113V245H112ZM112 246H111V247H112ZM118 246H119V245H118ZM128 246H129V245H128ZM181 246H182V245H181ZM6 247H7V246H6ZM6 247H5V248H6ZM44 247H45V246H44ZM142 247H143V246H142ZM161 247H162V246H161ZM197 247H198V246H197ZM241 247H244V246H241ZM249 247H250V246H249ZM60 248H61V247H60ZM244 248H246V247H244ZM92 249H93V248H92ZM102 249H103V248H102ZM112 249H113V248H112ZM214 249H215V248H214ZM216 249H218V246H217ZM228 249H229V248H228ZM241 249H242V248H241ZM0 250H1V249H0ZM65 250H66V249H65ZM70 250H71V249H70ZM98 250H99V249H98ZM106 250H107V249H106ZM110 250H111V248H110ZM168 250H169V249H168ZM175 250H176V249H175ZM198 250H199V249H198ZM212 250H213V248H212ZM262 250H263V249H262ZM8 251H9V250H8ZM8 251H7V252H8ZM52 251H53V250H52ZM99 251H100V250H99ZM99 251H97V252H99ZM154 251H155V250H154ZM220 251H221V250H220ZM247 251H248V250H247ZM1 252H4V251L2 250ZM1 252H0V253H1ZM114 252H115V251H114ZM136 252H137V251H136ZM177 252H178V251H177ZM207 252H208V251H207ZM15 253H16V252H15ZM94 253H96V252H94ZM104 253H105V251H104ZM115 253H116V252H115ZM115 253H114V254H115ZM133 253H134V252H133ZM137 253H138V252H137ZM5 254H6V253H5ZM5 254H4V255H5ZM110 254H111V253H110ZM118 254H119V253H118ZM177 254H178V253H177ZM6 255H7V254H6ZM16 255H17V254H16ZM69 255H70V254H69ZM87 255H88V254H87ZM96 255H99V254H96ZM115 255L117 256V254H115ZM150 255H151V254H150ZM167 255H168V254H167ZM217 255H219V254H217ZM252 255H253V254H252ZM2 256H3V255H2ZM2 256H1V257H2ZM12 256H13V255H12ZM14 256H15V255H14ZM62 256H63V255H62ZM148 256H149V255H148ZM244 256H245V255H244ZM37 257H38V256H37ZM97 257H98V256H97ZM101 257H102V255H101ZM118 257H119V256H118ZM126 257H127V256H126ZM203 257H204V256H203ZM248 257H249V256H248ZM14 258H16V257H14ZM80 258H81V257H80ZM86 258H87V257H86ZM110 258H111V257H110ZM129 258H131V257H129ZM129 258H128L127 260H129ZM216 258H217V257H216ZM241 258H242V257H241ZM246 258H247V257H246ZM6 259H7V258H6ZM108 259H109V258H108ZM114 259H115V257H114ZM131 259H132V258H131ZM136 259H137V258H136ZM159 259H160V258H159ZM194 259H196V258H194ZM208 259H209V258H208ZM260 259H261V258H260ZM12 260H13V259H12ZM171 260H172V259H171ZM183 260H184V259H183ZM212 260H213V259H212ZM230 260H232V259H230ZM22 261H23V260H22ZM84 261H85V260H84ZM110 261H111V260H110ZM119 261H120V260H119ZM153 261H154V260H153ZM156 261H157V260H156ZM164 261H165V260H164ZM178 261H179V260H178ZM208 261H210V260H208ZM14 262H15V261H14ZM24 262H25V261H24ZM129 262H130V261H129ZM157 262H158V261H157ZM173 262H174V261H173ZM173 262H172V263H173ZM243 262H244V261H243ZM54 263H55V262H54ZM63 263H65V262H63ZM69 263H70V262H69ZM69 263H68V264H69ZM75 263H77V261H76ZM126 263H128V262H126ZM159 263H160V262H159ZM174 263H175V262H174ZM181 263H182V262H181ZM209 263H210V262H209ZM221 263H222V262H221ZM231 263H232V262H231ZM238 263H239V262H238ZM244 263H245V262H244ZM22 264H23V263H22ZM77 264H78V263H77ZM79 264H80V263H79ZM81 264H82V262H81ZM83 264H85V263H83ZM96 264H97V263H96ZM115 264H116V263H115ZM138 264H139V263H138ZM175 264H176V263H175ZM236 264H237V263H236Z\"/></svg>",
	"mask_w": 264,
	"mask_h": 264
}]
</instances>
